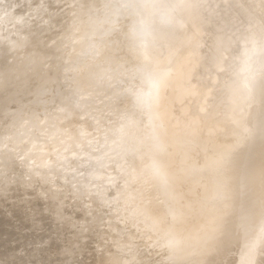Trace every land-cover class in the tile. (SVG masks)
<instances>
[{"label":"bare ground","instance_id":"obj_1","mask_svg":"<svg viewBox=\"0 0 264 264\" xmlns=\"http://www.w3.org/2000/svg\"><path fill=\"white\" fill-rule=\"evenodd\" d=\"M60 1H62V0H0V60L5 56V59L3 58V60H10L11 61V59H13L12 60V63H13V61L16 59L17 60V62L19 61L20 62V60H26L27 61V63H29L30 64V61H33V62H31V63H33V64H35L36 65V63L38 62H40V60H36V59H42L43 57L45 58V59H47L45 56H47L48 55V51H50L51 49H58L59 48V46H60V44H59V46L58 45H55L57 42V38L59 39V41H58V43H61L60 41L62 40V39H64L63 37L65 36L64 35V32L66 31V30H64L63 31V35L61 34L60 36L62 37V39H60L59 37H57V38H52L51 36H49L50 34H52V32H53V29L56 27V26H60L61 28L64 26L65 28L67 27V24H68V22H69V20H68V22L67 21H64V22H62L61 21V23L60 22H58L57 20H56V17H57V15H58V13L59 12H57V10H55V7H53L54 5H55V3H58V2H60ZM65 3H74V7L72 8V9H69L70 10V12H72L73 13V15H74V13L76 12V13H78L79 14V12H80V10H79V7H80V4L78 3V4H76L75 3V0H63ZM90 1V0H89ZM92 1V0H91ZM94 1V0H93ZM100 1V0H99ZM108 1V0H107ZM114 1V0H113ZM112 1V2H113ZM120 1V0H119ZM118 1V2H119ZM129 1V0H128ZM233 0H133V1H131V2H133V8L130 10V12L128 13V15H126V16H124V17H122L121 19H120V29L117 31V33L116 34H119L118 36H115V38H114V40H113V44H114V55L113 56H111L112 58H114V59H116V60H118V59H132L133 60V63L134 64H137V65H141V66H143L144 68H149V67H153L154 65H156V64H160V65H164L165 67H168V68H175L174 69V73L173 74H171V70L170 69H160V70H157V71H154L155 73V75H154V77L156 78V84H157V87H156V89L157 90H154V91H156V92H154L153 93V95L151 96V95H149L150 97H153L152 98V101L151 100H149V99H146V100H148V101H150V103H151V106H148L147 107V109L149 108V107H151L152 108V111H154V113L153 114H158V113H160L158 116L159 117H163L166 121H167V119H168V117H169V115H170V113H172L173 114V110H174V107H176V109L177 108H179V110L180 109H185V108H188L187 110H189V112H188V115L189 116H191V115H193L194 117H195V120L197 119L199 122V125H197V126H200V127H198L199 129H200V131H202V130H205V131H207L206 132V136H203V138H202V136H201V134H199L200 136H201V140H202V143H200L201 145H200V147L201 146H203L204 144V139H206L205 137H209V139L213 142V143H215V141H220L219 142V144H217L216 143V146H214V145H210V146H212V147H214V149H213V151L212 150H210L211 149V147H209V145L208 146H206V147H204L203 146V148L201 147H196V146H198L197 144L198 143H196V145H195V142H198L199 141V139H198V141H196L197 139H196V136H195V134H194V132L193 131H189V132H187L186 130H184V132L185 133H183V132H180L181 130L183 131V127L181 128V130L179 131L181 134L183 133V134H186V136H185V138H189L187 141L188 142H190V148H192L193 146L194 147H196V149H194L193 150V148H192V150H190L189 152L192 154V156H190V154H189V157H194V159H197V160H199V162L201 163V166L199 167L200 169H198V170H202L201 171V173H203L204 175H208L209 173H210V175H213L214 177H212V179L211 178H209L210 180H207L208 181V183H207V181H202V180H199V178L200 177H202V176H200L199 178L198 177H196V178H198L197 180H199V181H201V182H197V184H198V186H199V188L197 189L196 188V186H197V184H196V186H195V188L197 189V190H199V191H194L192 188H190V191L191 190H193L194 192H198V194L199 193H201L202 195H203V197L204 198H206V197H208L209 196V198L208 199H210V196L212 197V192H216V193H213V195L215 196V194H216V197L215 198H213L212 200H211V202L210 203H212V201H219V202H221L222 201V203H218L217 202V206L215 207V206H212L211 208H213V207H215V210H217L216 212H215V210H214V214L212 215V211H210L209 212V210H207L208 211V214L207 215H209V213L211 214L209 217L208 216H206L205 214H204V216H206V218L205 219H203V224H202V227L203 228H201L200 227V229L201 230H203V232L201 233V231H198L197 229H196V231H198L200 234H195L194 232H195V230H193V235L191 236L190 235V238L188 239V240H185V238L186 237H188V236H185V238L184 237H182V238H184L183 240H181L180 238V240H178L176 237H178L177 235H179L180 236V234H177V232L176 231H178L177 230V228H180L179 226L181 225V224H184V220H182V219H185V216L187 215V214H185V213H187V212H185L183 209L184 208H186L185 210H187L188 211V209H190V207H191V205H190V207L188 206V209H187V204L189 205L190 204V200H193V199H195V200H193V201H195V203H196V198L195 197H193V199H191L192 197L191 196H189L191 193H190V191L188 190V188L190 187V185H193V184H190L189 183V181H188V183H187V181L185 182L184 181V184H190L189 186H188V188H186V190H185V192L186 191H189V195L188 194H181L182 192V190H180V189H178L179 187V185H181V183H182V180H183V177H186L189 173V171H191L193 168H192V166L189 164V163H187V160H186V163H182V165H181V161L183 160V162H185V160L184 159H187V158H185L183 155H181V154H184V153H186V156H187V150H189V149H185L186 150V152H183L182 153V151L180 152L179 151V153H181L180 154V156L178 157V158H180L181 156H183V159H181V161H177L176 162V160H178V158H176V160H175V157H177L175 154H177L178 152V150H180L181 149V147L183 146V148L181 149V150H183L184 148H186L185 147V145H186V143H185V145H182V140H183V138H182V135L179 133V132H177V130H175V132H173V129L175 128H173L172 127V125H169V124H166L165 125V127L164 128H161V129H159L158 127L160 126H157V128H153L152 129V131L153 132H156L157 130L159 131H157L156 133H157V135L160 133L161 134V137H160V134H159V136H156V137H160L161 138V140H160V138H157L156 140H160V141H163V142H160L161 143V145H162V143H163V145L160 147V146H157L156 144H155V141H152V142H154V144L151 142V140H150V136H149V134H146L147 132H145V134H144V136L145 135H148L149 137V139L148 140H150V143H152L153 145L152 146H150V147H152V149H153V151H155L157 154H159V155H161V157L162 156H164L165 158H163L162 160H164V162L163 163H161V165H155V163H157V162H155V161H152V160H150V161H152V162H155V163H151V164H154L155 166H157L156 167V169H155V167H154V169H155V171L153 170V172L151 171V172H149V174H145V168L146 167H148V166H145V168H142L143 170H144V173H143V175H140V173L137 175V173H134V171H136V169L134 170V168L132 169V171L133 172H131V170L129 171L128 169L130 168V167H128V169H127V167H126V169H127V171H128V175H127V173H126V170L125 169H123L122 171H124V172H122L121 171V167L123 166V165H125L124 163V161H123V159H122V161L124 162H122L121 164H123L122 166H119L118 164H117V166H118V168L120 169V171L122 172V173H126V174H123V176L124 175H126V177H124V178H118V176H121V174L119 173L118 175H117V173L115 172V173H111L112 175L113 174H116L115 176L113 175V176H106L107 174H105V176H104V173H102V170H101V166L102 167H104V166H106L107 164L106 163H108V164H111L110 162H106L107 161V159L109 158L108 157V155L107 154H105L104 155V153H106V152H103V153H100V151H102V150H100L99 148V152H98V149H96L97 148V144L95 143L96 142V140L99 138L98 137V135H99V133L100 132H95V133H97L98 135L96 136V137H92V135H88V133H89V131H90V129H94V128H97V127H99V122L98 123H96V125L98 124V126L96 127V125H94V127L92 126V124L94 123V120L93 119H95V118H98V117H95V116H89L90 114H88V112H85V113H87V114H84V111L83 112H81V114H84L85 116V118H86V116L88 115V118L89 117H92V120H93V122L90 120V119H88V118H84V120L83 121H81L80 120V116H74V114L76 115V113H77V115L79 114L78 113V111H76V109H78L79 108V110H80V107H78L77 108V106H76V108H75V110H74V107L75 106H73V104H72V101L74 100V99H76V98H74L72 101H69L68 102V104L66 105L65 104V102H64V104L66 105V108H67V113L68 114H63L62 113V115H60L59 113H58V111H60V106L59 105H56V106H59V108H55L56 110H57V112H55L56 114L58 113L59 114V116L58 117H60L59 118V123H56L57 122V120L56 119H58V118H56L57 116H56V114L55 113H53V111L50 113V109L48 110L49 111V113L50 114H52L53 113V115L55 116V117H53V115H52V117L54 118V120H56L55 121V123H56V126L55 125H53V124H51L52 125V128H51V126L49 125V128H51L52 130H50L51 132H49L48 131V135H52L51 137H50V139L48 140V139H44L43 141H46L47 143L46 144H43V148L42 149H38V152L37 153H35L36 151H31V149H32V147L34 148V149H36V148H38V147H40L38 144H36V145H38V147L37 146H35V143H36V141L37 140H39L38 138L40 137H38V136H33V138L34 139H36V137H37V139H36V141L35 140H32V141H34V142H31V148H30V146H28L29 147V149H30V151L31 152H33V153H29V151H28V153H26L27 151H26V149L28 148H25L24 146H26L27 144V142L26 141H24V142H26V143H24L25 145L23 146L24 148H25V153H26V155H27V157H28V155H29V157L31 156V163L33 162L35 165L34 166H31L32 168L34 167V168H38L37 170H39L40 171V173H42L43 171L45 172V170H51L50 172H52V170L53 171H56L57 172V174H58V170H60L59 172H61V174L63 173V174H65L64 172H67L68 174H71L70 173V166H71V164L69 165V166H67V165H65V163H67L68 162V160L71 158V157H77V159L79 158V157H82L81 159H80V161H77L76 160V158H75V160L76 161H72V162H78L79 164H82V162H84V166L86 165V169H83L84 171H83V174L81 175V180L82 179H84L85 180V182L83 183V185L84 186H86L85 188H86V190H88L87 188H89V190H91V188L90 187H92V186H96V187H94V188H96V195H98V197L96 198V199H99V197H100V200H103V201H107L108 199L106 198V199H104V195H105V193L108 191V193H109V195L111 194V190H113V193H112V205H110V207H111V209L112 210H115V211H112L111 209V211L112 212H117L116 213V218H115V220H117V219H120L121 217L120 216H122L123 218H125V220L127 221H125L126 223H128L129 224V226H131V227H135L136 228V226L134 225V224H140L141 225V229H143V230H147V236L146 237H148L149 239V243L152 245V247H158V248H161V249H163V250H165V257H166V263L167 264H188V262L189 263H193V264H264V72L262 71V75L261 76H259V78L257 79V78H255V79H253L251 82H249L248 80V77H250L251 75L249 74V71L250 72H252L251 70H250V68L248 67V66H251L250 64H249V62H250V60H252V59H257L256 57H261V59L263 60L264 59V4L261 2L262 0H256V2L253 4V5H245V0H237V2H238V4H239V6H240V8H241V10H243V11H245L246 13H243V15L241 14V16L239 17V19H240V23L239 22H237L238 24L236 25L237 26V28L236 29H233V28H231V30L232 31H230L229 33H227V35L225 34V33H223L222 31H219V30H217V31H211V28H210V26L211 27H213V25H214V21H212V17L214 16V19L213 20H216L217 19V16L219 17V20H220V22H222V21H224V22H226L227 23V21H230L231 19L233 20L234 18H222V16L224 15V14H226V13H228V12H231V9H233V11H236L237 12V10H238V7H237V10L235 9L234 10V7H232V4H231V2H232ZM248 1V0H247ZM83 2H85V1H83ZM88 2V1H87ZM97 2V1H96ZM101 2V1H100ZM105 2V1H104ZM110 2V1H109ZM121 2H123V1H121ZM236 2V1H235ZM81 3H82V0H81ZM95 3V2H94ZM106 3V2H105ZM108 3V2H107ZM106 3V4H107ZM115 2H113V4H114ZM129 3V2H128ZM75 4H76V6H75ZM96 4V3H95ZM98 4H99V2H98ZM102 4V3H101ZM109 4H111V3H109ZM108 4V5H109ZM247 4V3H246ZM85 5V4H84ZM92 4H90V6H91ZM103 5H104V3H103ZM107 5V6H108ZM116 5V4H115ZM125 6H129V4L128 5H126V4H124ZM51 6V7H50ZM95 6V5H94ZM93 6V7H94ZM105 6V5H104ZM104 6H103V8H104ZM107 6H105V7H107ZM111 6V5H110ZM114 6V5H113ZM118 6V5H117ZM92 7V8H93ZM98 7H99V5H98ZM122 7V6H121ZM82 8V7H81ZM80 8V9H81ZM85 8H86V6H85ZM91 8V7H90ZM116 8V7H115ZM114 8V9H115ZM88 9V8H87ZM87 9H83V10H86L87 11ZM95 9V8H94ZM98 9V8H97ZM110 9V8H109ZM124 9V8H123ZM82 10V9H81ZM90 10V9H89ZM101 10V9H100ZM103 10V9H102ZM120 10H121V8H120ZM119 10V11H120ZM77 11H79V12H77ZM86 11H84V13L86 12ZM94 11V10H93ZM92 11V12H93ZM104 11V10H103ZM109 11V10H108ZM117 11H118V9H117ZM123 11V10H122ZM88 12V14H89V12L91 13V11H87ZM95 12L98 14V15H100L101 14V17H102V13H100L99 11V13L95 10ZM110 12H111V10H110ZM115 12V11H114ZM113 12V13H114ZM126 12V11H125ZM75 13V14H76ZM80 13H82V11L80 12ZM84 13H82V14H84ZM107 13V12H106ZM112 13V12H111ZM110 13V14H111ZM116 13V12H115ZM124 13V12H123ZM127 13V12H126ZM87 14V13H86ZM109 14V13H108ZM251 14V15H250ZM89 15H92V14H89ZM103 15H104V13H103ZM107 15V14H106ZM112 15V14H111ZM250 15V16H249ZM85 16H87V15H85ZM95 16V18H96V14L94 15ZM93 16V17H94ZM118 16V15H117ZM80 17H82V16H80ZM83 17H84V15H83ZM83 17H82V19H83ZM87 17H89V16H87ZM92 17V18H93ZM101 17H99V18H101ZM105 17V16H104ZM108 17V16H107ZM106 17V18H107ZM113 17H114V14H113ZM72 18V17H71ZM77 18V17H76ZM79 18V17H78ZM98 18V17H97ZM96 18V19H97ZM103 18V17H102ZM111 18H112V16H111ZM74 19V18H73ZM113 19H115V18H113ZM77 20V19H76ZM81 20V19H80ZM79 20V21H80ZM95 20V19H94ZM100 20V19H99ZM109 20H111V19H109ZM116 20V19H115ZM75 21V20H74ZM73 21V22H74ZM84 20H82V22H83ZM87 21H88V19H87ZM105 21H106V19H105ZM104 21V22H105ZM112 21V20H111ZM89 22H91V21H89ZM97 22H101V20L100 21H97ZM106 22H109V21H106ZM118 22V21H117ZM116 22V23H117ZM217 22H219V21H217ZM74 23H76V22H74ZM80 23H81V21H80ZM92 24H95V23H93V22H91ZM87 25H88V23H86ZM103 26H104V24H103V21H102V23H101ZM110 24H111V22H110ZM230 24V23H229ZM229 24L227 25V26H229ZM97 25V24H96ZM96 25H93L92 27H94V26H96ZM114 25V24H113ZM115 25H117V24H115ZM240 25V26H239ZM69 26H70V24H69ZM74 26H75V24H74ZM76 26H78V25H76ZM80 26V25H79ZM84 26V25H83ZM98 26V25H97ZM62 28V29H65V28ZM81 27V26H80ZM90 27V26H89ZM109 27V26H108ZM111 27V26H110ZM116 27H118V26H116ZM70 27H68V29H69ZM71 28L73 29V24H72V26H71ZM81 28H83V27H81ZM85 28V27H84ZM84 28H83V30H84ZM86 28H88V26L86 27ZM85 28V29H86ZM95 28V27H94ZM97 28V27H96ZM96 28H95V33H96ZM99 28V27H98ZM100 28H102V27H100ZM115 28V27H114ZM67 29V28H66ZM71 29V30H72ZM76 29H79V28H75V30ZM108 29V28H107ZM112 29V28H111ZM110 29V30H111ZM117 29V28H116ZM90 30V29H89ZM92 30V29H91ZM90 30V31H91ZM98 30H102V29H97V31ZM68 31V30H67ZM67 31H66V33H67ZM80 30H78V32H79ZM93 31V30H92ZM106 31V30H105ZM238 31V33H236ZM62 32V31H61ZM74 32V31H73ZM72 31H71V33H73ZM76 32V31H75ZM75 32H74V34H75ZM81 32H83V31H81ZM101 32V31H100ZM99 32V33H100ZM109 32H111V31H109ZM108 32V33H109ZM113 32V31H112ZM69 33V32H68ZM71 33H70V35H71ZM84 33V32H83ZM86 33V32H85ZM94 33V32H93ZM108 33H106V34H108ZM73 34V35H74ZM77 34H79V33H77ZM87 34H88V32H87ZM90 34H92V32L90 33ZM105 34V35H106ZM69 36V34H66V36ZM76 35V34H75ZM81 36H82V33L80 34ZM103 35V34H102ZM112 35V34H111ZM113 35H115L114 33H113ZM208 35H210V40H209V43H205L204 42V40L203 39H205V37L206 36H208ZM72 36V35H71ZM79 36V35H78ZM78 36H76V37H78ZM84 36H86V35H84ZM83 36V37H84ZM93 36V35H92ZM75 36L73 37L74 39H78V38H76ZM83 37L81 38V37H79V38H81L82 40H84L83 39ZM112 37V36H111ZM111 37H109V38H111ZM66 39L67 38H69V37H65ZM71 38L72 37H70V41H71ZM87 38V37H86ZM90 38V37H89ZM81 39H78V40H81ZM93 39V38H92ZM92 39H91V42H92ZM100 39H102V38H100ZM99 39V40H100ZM68 40V39H67ZM75 40V42H78V44H80L79 43V41H76ZM81 40V41H82ZM96 40V39H95ZM111 40V39H110ZM63 41H66L65 39L63 40ZM69 41V40H68ZM72 41H74V40H72ZM72 41H71V43H72ZM80 41V42H81ZM85 41V40H84ZM98 41V40H97ZM101 41V40H100ZM106 41H107V39H106ZM106 41H104V42H106ZM75 42H73V46H74V44H75ZM109 42V41H108ZM107 42V43H108ZM67 42H63V44H64V46H65V44H66ZM70 42H69V44H71ZM77 44V43H76ZM77 44V45H78ZM89 44V43H88ZM62 45V44H61ZM67 45V44H66ZM80 45H82V46H84L85 47V45L81 42V44ZM92 45V44H91ZM56 46V47H55ZM57 46H58V48H57ZM70 46V45H69ZM79 46V45H78ZM87 46V45H86ZM93 47H94V45H92ZM54 47V48H53ZM62 49H63V46H60ZM75 47V46H74ZM73 47V48H74ZM89 47H90V45H89ZM98 47V46H97ZM104 47V46H103ZM60 48V49H61ZM73 48H71L70 47V49H73ZM75 48H77V46L75 47ZM74 48V49H75ZM88 48V47H87ZM86 47H85V49H87ZM92 48V47H91ZM95 48V47H94ZM50 49V50H49ZM60 49H59V53H60ZM73 49V50H74ZM82 49H84V48H82ZM103 49V48H102ZM67 50V52L68 51H70V50H68V49H66ZM77 50V49H76ZM79 50V49H78ZM94 50V49H93ZM92 50V55L95 53L94 51ZM101 50V49H100ZM104 50V49H103ZM109 50V49H108ZM120 50H127V53L125 54V55H119L118 54V52L120 51ZM72 51V50H71ZM70 51V52H71ZM81 48H80V54H82L81 53ZM86 50H84V52H85ZM88 51V50H87ZM89 51H90V49H89ZM96 51V50H95ZM97 51H99V50H97ZM53 52V51H52ZM51 52V53H52ZM58 52V51H57ZM62 52H64V50H62ZM67 52H65V53H67ZM74 52H75V50H74ZM94 52V53H93ZM100 52V51H99ZM99 52H98V54H99ZM104 52H105V50H104ZM103 53V52H102ZM106 53V52H105ZM108 53V52H107ZM53 54H55V56H56V50H55V53L53 52ZM61 54V53H60ZM60 54H58V56H60ZM76 54H77V51H76ZM89 54H90V52H89ZM50 55V54H49ZM49 55H48V57H49ZM62 55V54H61ZM67 55V54H66ZM68 55H69V53H68ZM72 55V54H71ZM83 55H84V53H83ZM96 55H97V53H96ZM96 55H93V56H96ZM110 55V54H109ZM108 55V56H109ZM55 56H53L54 58H55ZM63 56V55H62ZM70 56V55H69ZM76 56V55H75ZM75 56L73 55V56H71V57H74L75 58ZM80 56V55H79ZM88 56V55H87ZM91 56V55H90ZM89 56V57H90ZM99 56V55H98ZM104 56V55H103ZM254 56V57H253ZM52 57V55L50 56V58ZM67 57V56H66ZM78 57V56H77ZM76 57V58H77ZM83 57H85V56H83ZM110 57V58H111ZM7 58V59H6ZM44 58L42 59V60H44ZM68 58V57H67ZM74 58H72V59H74ZM107 58H109V57H107ZM106 58V59H107ZM109 58V59H110ZM49 59V58H48ZM57 59V58H56ZM58 59H60V58H58ZM57 59V60H58ZM64 59L65 60H67L66 58H65V55H64ZM69 59V58H68ZM71 58L69 59L70 61L72 60ZM78 59L79 58H77V61H78ZM83 59V58H82ZM81 59V60H82ZM87 59H88V57H87ZM100 59V58H99ZM98 59V60H99ZM105 59V58H104ZM122 59V60H123ZM261 59L259 60V61H261ZM16 60H15V62H16ZM37 61V62H34V61ZM41 60V61H42ZM51 60V59H50ZM55 60V59H54ZM65 60H63V61H65ZM80 60V59H79ZM86 60V59H85ZM95 60V59H94ZM102 60V59H101ZM10 61H7V62H10ZM29 61V62H28ZM62 61V62H63ZM73 61V60H72ZM72 61L71 62H69V63H72ZM76 61V62H77ZM90 61V60H89ZM92 61V60H91ZM105 61V60H104ZM113 61V60H112ZM3 62V61H2ZM24 62V61H23ZM23 62H22V65H23ZM44 62H46V60L44 61ZM43 62V63H44ZM50 62V61H49ZM48 62V65H50V63L51 62H53V60H51V62L49 63ZM56 62V61H55ZM54 62V64H56ZM60 63V65H62L63 63L65 64V62H60V61H57V63ZM74 62V61H73ZM120 62V61H119ZM252 62H255V61H251V63ZM264 62V61H263ZM263 62H261V64L263 63ZM1 63V62H0ZM4 63H6V62H4ZM21 63V62H20ZM42 63V62H41ZM47 63V62H46ZM45 63V65H47ZM62 63V64H61ZM81 63V62H80ZM83 63V62H82ZM89 63V62H88ZM92 63V62H91ZM94 63V62H93ZM96 63V62H95ZM98 63V62H97ZM105 63V62H104ZM116 63V62H115ZM115 63H114V65H115ZM259 63V62H258ZM7 64H10V63H7ZM19 64V63H18ZM18 64H11L12 65V68H13V66H14V68H13V71H14V69H16L15 71H17V70H21V75H23V76H25V73H27L28 74V72L29 73H33L31 70H33V71H35L36 69H37V67L39 66L41 69H42V67H44V64H43V66L41 65V64H39V65H37V67L35 68V70L34 69H30V71L28 70V72H22V70L23 69H20V68H18V66L20 65H18ZM67 64H68V60H67ZM73 64V63H72ZM72 64H69L70 65V69L72 70ZM78 64V63H77ZM87 64V63H86ZM100 63H98V65H99ZM106 64H108V63H106ZM118 63H116V65H117ZM120 64L121 63H119V68H120ZM257 64V63H256ZM260 64V63H259ZM16 65H18L17 67H15ZM35 65H33V68L35 67ZM52 65V64H51ZM68 65V66H69ZM79 65H82V64H79ZM90 65H92V64H90ZM94 65H96V64H94ZM100 65H102V64H100ZM104 65V64H103ZM109 65V64H108ZM107 65V67H106V65L105 66H102L101 68H100V70H98V71H101V69L102 70H104L105 72H108V71H110V72H112V68H110L109 66ZM111 65H112V63H111ZM110 65V66H111ZM115 65V66H116ZM5 66V65H4ZM3 66V67H4ZM8 66V65H7ZM24 67L26 66V63H24V65H23ZM29 66V65H28ZM42 66V67H41ZM56 66H57V64H56ZM55 65L53 66V67H55V68H57ZM64 66V65H63ZM66 66V65H65ZM64 66V67H65ZM89 68H90V66L89 65H87ZM135 66V65H134ZM163 66V67H164ZM259 66H261V65H259ZM10 67V66H9ZM8 67V68H9ZM20 67H21V65H20ZM27 67V66H26ZM32 66H31V64H30V67L29 68H31ZM38 67V68H39ZM46 67V66H45ZM44 67V68H45ZM97 67V66H96ZM109 67V68H108ZM117 67V66H116ZM156 67H158L157 65H156ZM2 68V67H1ZM5 68V67H4ZM7 68V67H6ZM7 68V69H8ZM11 68V67H10ZM9 68V69H10ZM11 68V69H12ZM22 68V67H21ZM46 68H48V69H51V68H49V66H47ZM44 69V70H47V72H48V69ZM61 67L59 66L58 67V69H60ZM65 68H67V67H65ZM79 68V67H78ZM77 68V69H78ZM83 68V67H82ZM85 68V67H84ZM89 68H87V69H89ZM98 68V69H99ZM132 68H133V66H132ZM135 68V67H134ZM138 68V67H137ZM155 68V67H154ZM249 68V69H248ZM253 68V67H252ZM251 68V69H252ZM255 68H257V66L255 67ZM261 68H263V67H261ZM6 69V70H7ZM27 69L28 68H26V70L25 71H27ZM69 69V68H68ZM73 69H75L74 67H73ZM86 69V68H85ZM92 69V68H91ZM94 69V68H93ZM97 69V68H96ZM123 69V68H122ZM136 69V68H135ZM0 70H2V69H0ZM38 70V69H37ZM36 70V71H37ZM43 70V69H42ZM52 70V69H51ZM53 70H54V68H53ZM53 70L52 71H49V73H47L46 72V74H49L48 76H50V72H51V74H53L52 72H53ZM56 71H57V69H55ZM66 70V72L68 71L67 69H65ZM65 70L63 71L64 72V74H65ZM76 70V69H75ZM124 70H125V68H124ZM152 70V69H151ZM170 70V71H169ZM253 70V69H252ZM258 70V69H257ZM263 70V69H262ZM3 71H4V69H3ZM11 71V70H10ZM35 71V72H36ZM79 71V70H78ZM77 71V72H78ZM83 72H84V70H82ZM95 71V70H94ZM114 72H116V74H117V71H115V69L113 70ZM140 71V70H139ZM7 72V71H6ZM19 72V71H18ZM59 74L60 73H62V72H59V70L57 71ZM56 72V73H57ZM73 72V71H72ZM72 72L71 71H69V73H71L72 74ZM76 72V71H75ZM83 72H81L82 74H83ZM85 72H87L86 70H85ZM121 72V71H120ZM126 72V71H125ZM129 73H130V71H128ZM254 72H257V71H254ZM1 71H0V78H2V77H5L4 76V74H3V76H1ZM3 73H5V72H3ZM12 73V72H11ZM15 73V72H14ZM13 73V74H14ZM24 73V74H23ZM41 73V71H40V69H39V74ZM54 73H55V71H54ZM68 73V72H67ZM99 73V72H98ZM104 73V72H103ZM123 73H124V71H123ZM147 73V72H146ZM148 73H150L149 71H148ZM152 73V72H151ZM259 73H260V69H259ZM259 73H257V75L259 74ZM6 74H8V73H6ZM5 74V75H6ZM13 74H11V76H10V74H8L7 75V77H11L12 78V76H13ZM19 74V73H18ZM18 74H16L17 75V78H21V77H23V76H20L19 75V77H18ZM34 74V73H33ZM38 74V73H37ZM36 74V75H37ZM59 74H55V77H58V79H62V78H64V77H62V76H60V78H59ZM63 74V73H62ZM74 74H76V73H74ZM79 74H80V71H79ZM90 74V73H89ZM92 74H93V71H92ZM100 74V73H99ZM101 74H102V72H101ZM120 74V73H119ZM131 74V73H130ZM248 74L250 75V76H248ZM254 74H256V73H254ZM254 74H252V75H254ZM15 74H14V76H16ZM43 75L44 76H47V75H45L44 74V71H43ZM68 75L69 74H67V78H70L71 80H72V78H71V76H69L68 77ZM94 75H96L95 73H94ZM94 75H91V76H89L90 78H88V79H91V81H93L94 82V80L95 79H97V77L96 76H94ZM102 75H104L105 76V74H102ZM127 75V74H126ZM126 75H124V76H126ZM134 75V74H133ZM149 75V74H148ZM34 76H35V74H34ZM32 77V78H30L31 77V75H30V77H28V79L26 78H19L21 81H19V83L17 84V82H11L12 80H14V79H16L15 81H18V79L17 78H14V79H11V78H8L9 79V83L11 82V83H14V84H12L11 85V83L9 84L8 83V85H7V83L5 84H2L1 82L3 81V80H5V81H3V82H6V77L3 79V80H1L0 81V83L2 84V86L3 85H5L2 89H4L5 91H6V94H5V92H4V90L3 91H1L2 93H0V115L2 116L1 117V119L3 118V117H5L4 119L6 120H4L5 121V124H6V122H8L7 120H9L10 122H11V124L12 125H14L15 126V129L17 130L18 128V126H19V130L21 131L22 130V128L23 127H25V125L22 127V125H21V123H22V121H23V117H26V110L25 111H23L24 113H25V116H22V114H23V112H22V114H20V112L22 111V110H24V108H30V107H32V106H34L36 109H37V107H38V111H39V109L40 110H43V109H41V107H43V103L41 102V97H39V93L41 92V88H44V87H42L43 86V80L44 81H46L45 79H47L48 77H44L42 80H40L38 77ZM51 76H53V75H51ZM77 76V75H76ZM79 76V75H78ZM86 76H87V74H86ZM109 76H110V74H109ZM112 76V75H111ZM113 76H114V74H113ZM139 76V75H138ZM41 77H43L42 76V74H41ZM54 77V78H55ZM62 77V78H61ZM82 77V76H81ZM80 77V78H81ZM105 77H107V75L105 76ZM116 77V76H115ZM119 77V76H118ZM131 77V76H130ZM146 78H147V76H145ZM152 77H153V75H152ZM152 77H149V78H152ZM153 77V79L151 80V81H153L155 78ZM254 77V76H253ZM256 77V76H255ZM35 78H38L39 79V81H42V85L41 84H38V79H37V81H35L34 79ZM76 78H78V77H76ZM78 78L79 80H82V81H84V83L86 82V79L85 78ZM99 78L100 77H98V79L97 80H95V81H99ZM103 78V77H102ZM108 78V77H107ZM114 78V77H113ZM117 78V77H116ZM116 78H114V79H116ZM134 78V77H133ZM133 78H131V80L133 79ZM250 78H252V77H250ZM66 79V78H65ZM65 79H63V80H65ZM75 79V78H74ZM101 79V78H100ZM111 79V78H110ZM110 79H109V81H110ZM118 79V78H117ZM119 79H121V78H119ZM129 80H130V78H128ZM128 79H127V81H128ZM136 79H138L139 80V78H136ZM141 79V78H140ZM33 80L35 81V82H33ZM51 80V83L53 82L52 80H53V77L51 78V79H49V81ZM76 80V79H75ZM78 80V81H79ZM124 80H126V79H124ZM47 81H48V79H47ZM49 81H48V83H49ZM56 82L55 83H57V84H60L59 83V81L57 82V80H55ZM74 81V80H73ZM82 81H79L80 82V84H82ZM87 81H89V80H87ZM105 81V80H104ZM103 81V82H104ZM116 81V80H115ZM118 81V80H117ZM147 81V80H146ZM155 81V80H154ZM170 81H172V83L175 85V86H177V92H174L175 94H174V96L172 95L173 93H172V91H171V97L173 96V102L174 103H176V102H178V101H180V100H182V102L180 103V102H178L179 103V105L178 106H176V104H178V103H176V104H174L173 106V109H167L166 107H168V106H170L169 104H171V102L172 101H170L169 102V104H168V102H167V104H168V106L167 105H165L166 104V102H165V98H166V92H168V91H166V92H164L165 91V88H166V86L170 83ZM36 82H37V84H36ZM60 82H61V80H60ZM62 82H64V81H62ZM62 82H61V85H62ZM65 82H66V80H65ZM67 82L69 83V80H67ZM67 82H66V84H67ZM72 82V81H71ZM92 82V83H93ZM100 82V81H99ZM98 82V83H99ZM112 82H114V81H112ZM121 82V81H120ZM126 82V81H125ZM130 82V81H129ZM148 82H149V80H148ZM16 83V84H15ZM48 83L46 82V85H44L45 87H47L48 86ZM50 83V84H51ZM73 84H74V82H72ZM83 83V84H84ZM95 83V82H94ZM115 83H118V82H115ZM138 83H139V81H138ZM137 83V84H138ZM145 83V82H144ZM147 83V82H146ZM0 84V85H1ZM45 84V83H44ZM65 84V85H66ZM73 84H71L70 83V85H73ZM80 84L78 83V85H79V88H81L80 87ZM83 84H82V86H83ZM100 85H102L101 83H99ZM105 84H107L108 85V83H107V81H106V83H104L103 85L105 86ZM113 84V83H112ZM112 84L111 85H108V86H112ZM119 84V83H118ZM118 84H116V87H117V85ZM155 84V85H156ZM53 85V84H52ZM69 84H68V86H70ZM98 85V84H97ZM114 85V84H113ZM120 85H122V84H120ZM140 85V84H139ZM145 85V84H144ZM153 85V84H152ZM173 85V86H174ZM55 86V85H54ZM58 86V85H57ZM60 86V85H59ZM62 86H64V85H62ZM62 86H60V87H62ZM68 86H66V87H68ZM87 86H88V84H87ZM89 86H91V84L89 85ZM94 86V85H93ZM115 86V85H114ZM114 86H112V87H114ZM124 86V85H123ZM136 86H138V85H136ZM141 86H142V84H141ZM151 84L149 85V88H151L152 89V87L153 86H151ZM53 87V86H52ZM65 87V86H64ZM75 87V86H74ZM85 87V86H84ZM96 87H98V86H96ZM99 87H101V86H99ZM106 87V86H105ZM111 87V88H112ZM126 87V86H125ZM135 87V86H134ZM133 86H131V88H134ZM144 89L146 88V87H144V86H142ZM148 87V86H147ZM155 87V86H154ZM153 87V88H154ZM169 87V86H168ZM48 88V87H47ZM68 88H70V87H68ZM71 88H73V86L71 87ZM77 88V87H76ZM76 88H75V90H76ZM87 88V87H86ZM103 88V87H102ZM120 88H121V86H120ZM124 88V87H123ZM136 88V87H135ZM134 88V89H135ZM141 88V87H140ZM52 89V92H55V91H53V89L54 88H51ZM61 89V88H60ZM60 89H59V91H60ZM96 89V88H95ZM101 89V88H100ZM99 89V90H100ZM104 89H106V88H104ZM103 89V90H104ZM125 89V88H124ZM127 89H129V87H127ZM133 89V90H134ZM142 89V88H141ZM140 89V90H141ZM150 89V90H151ZM169 89V88H168ZM172 89V88H171ZM1 90V89H0ZM45 90H46V88H45ZM48 90H50L49 88H48ZM54 90H57L58 91V88L56 89H54ZM70 90H72V89H70ZM74 90V89H73ZM72 90V91H73ZM85 90V89H84ZM88 90V89H87ZM90 90H91V87H90ZM102 90V89H101ZM96 91L95 93H97V95H99L102 91ZM110 91L112 90V89H109ZM126 90V89H125ZM124 90V93H126V91ZM136 90H137V88H136ZM135 90V91H136ZM136 91V92H140V93H142V90L141 91ZM145 90H147V89H145ZM170 90V89H169ZM175 90V89H174ZM67 91V90H66ZM79 92L80 91V89L79 90H76V92ZM105 91V90H104ZM103 91V93H104V96H105V92H108V89L104 92ZM110 91H109V93H110ZM114 91V90H113ZM117 91L118 92H120V89L119 90H117L116 89V92H114V95L117 93ZM135 91H132V92H135ZM152 91H153V89H152ZM176 91V90H175ZM42 92H44V90L42 91ZM47 92V91H46ZM70 92V91H69ZM68 92V93H69ZM75 94H76V92L75 91H73ZM72 92V93H73ZM77 92V93H78ZM85 92V91H84ZM83 92V93H84ZM91 92H93V91H91ZM90 92V93H91ZM98 92H100L99 94H98ZM121 92H122V90H121ZM143 92H145V91H143ZM33 93H38L37 94V96H38V99L37 100H39V98H40V101H38V102H34V100H32L31 99V97H28V96H30V94H33ZM47 93H49V94H55L56 95V93H50V91L49 92H47ZM61 93H65V89H63V92H61ZM61 93H59L60 94V96H61ZM80 93V92H79ZM82 93V92H81ZM89 93V92H88ZM112 93V92H111ZM111 93H110V95H111ZM128 93V92H127ZM129 93H131L130 92V90H129ZM140 93H138V94H140ZM146 93V92H145ZM147 93H151V92H147ZM168 93H170V92H168ZM5 96H4V95ZM41 94V93H40ZM48 94V95H49ZM85 94V93H84ZM83 94V95H84ZM93 94V93H92ZM92 94H90V95H92ZM102 94V93H101ZM113 94V93H112ZM122 95H123V93H121ZM133 94V93H132ZM136 94V93H135ZM166 94V95H165ZM34 95V94H33ZM33 95H31V96H33ZM54 95V96H55ZM69 95H70V100H71V96L73 95V96H75L74 94H70L69 93ZM69 95L67 96L66 95V97H69ZM77 95V94H76ZM87 95V92H86V94L84 95V96H86ZM97 95H95L96 96V98H97ZM110 95H107V96H109L110 97ZM120 95V94H119ZM119 95H117V97H119ZM122 95H120L121 96V98H122ZM129 95V97L131 96V94H127V96ZM35 96V95H34ZM41 96H43V95H41ZM44 96H45V94H44ZM50 96V95H49ZM57 96V95H56ZM59 96V95H58ZM79 95H77V97H78ZM84 96L83 97H79V98H83V99H85L84 98ZM88 96V95H87ZM93 96H94V94H93ZM103 96V97H104ZM106 96V97H107ZM113 96V95H112ZM124 96H126L125 94H124ZM136 96H137V94H136ZM148 96V97H149ZM169 97H170V95H168ZM36 97V96H35ZM46 97V96H45ZM48 97V96H47ZM46 97V98H47ZM66 97H64V100L66 99L67 100V98ZM92 97V96H91ZM90 97V98H91ZM102 96L100 95V97H99V99L101 98ZM106 97H104V98H106ZM116 97V96H115ZM142 97V96H141ZM141 97H139V99H141ZM143 97H147V95L146 96H144L143 95ZM143 97H142V99H143ZM149 97V98H150ZM169 97H167V101H168V98ZM33 98V97H32ZM43 98V97H42ZM52 98H53V96H52ZM57 98H59V97H57ZM88 99H89V96L87 97ZM95 98V97H94ZM93 98V99H94ZM95 98V99H96ZM103 98V99H104ZM110 98H112V97H110ZM132 96L130 97V99H131V102H133V100L136 98H134L133 100H132ZM28 99H31L33 102H31V101H29ZM35 100H36V98H34ZM45 99V98H44ZM49 98H47V100H48ZM50 99H51V97H50ZM50 99H49V101H50ZM54 99V98H53ZM55 99H56V97H55ZM62 99V98H61ZM78 99V98H77ZM98 99V98H97ZM112 99H115V98H112ZM112 99H110V100H112ZM120 99V98H119ZM130 99L128 98V100H127V98H126V100L127 101H129V102H125V105H124V109H125V106H126V103H130V105H129V107H131V105H132V103L130 102ZM151 99V98H150ZM172 99V98H171ZM36 100V101H37ZM63 100V99H62ZM65 100V101H66ZM80 100H82V99H80ZM86 100V99H85ZM84 100V103L86 102V101H88V100H86L85 101ZM102 100V98L100 99V101ZM105 100V99H104ZM103 100V101H104ZM106 100H109V98L107 99L106 98ZM104 101V103H107V101ZM109 100V101H110ZM122 100H123V98H122ZM136 100V99H135ZM144 100V99H143ZM44 103L46 102V101H44V100H42ZM51 101H52V99H51ZM79 101V100H78ZM109 101H108V104H109ZM112 101H114V100H112ZM120 101V100H119ZM138 101V100H137ZM136 101V102H137ZM140 101V100H139ZM147 101V102H148ZM63 101H61L60 103H62ZM83 102V101H82ZM90 102V104H91V102H92V100L91 101H89ZM147 102L144 100V103H142V102H139L140 104H141V106L143 105V104H147ZM42 103V104H41ZM53 103H54V101H53ZM59 103V104H60ZM76 103H80V101L79 102H77L76 101ZM87 103V102H86ZM93 103V102H92ZM110 103H112V102H110ZM134 103V102H133ZM139 103L137 104V106L139 105ZM149 103V102H148ZM150 103H149V105H150ZM47 104V103H46ZM51 104V103H50ZM64 104H61V105H64ZM89 104V103H88ZM87 104V105H88ZM101 104H103V103H101ZM124 104V103H123ZM136 104V103H135ZM134 104V105H135ZM80 105H82V103L80 104ZM79 105V106H80ZM84 105V104H83ZM82 105V106H83ZM86 105V104H85ZM106 105V104H105ZM113 105V104H112ZM121 106H122V109H123V105L122 104H120ZM133 105V106H134ZM39 106H40V108H39ZM81 106V107H82ZM101 106H103V105H101ZM107 106L108 105H106V107H100V109H103V108H107ZM110 106V105H109ZM132 106V107H133ZM137 106H135L136 107V110H137V108H139V107H137ZM140 106V107H141ZM145 106V105H144ZM143 106V107H144ZM47 107V106H46ZM52 107V106H51ZM63 107H65V106H63ZM83 107H85V106H83ZM88 107H89V105H88ZM93 107V106H92ZM117 108H118V106H116ZM127 107V106H126ZM128 107V108H129ZM34 108V110H35V112H36V109ZM44 108H45V106H44ZM90 108L91 107H89L88 108V110L90 111ZM110 107H108V109H109ZM112 108V107H111ZM119 108H121V107H119ZM128 108H126V109H128ZM142 108V107H141ZM138 109V110H142V109ZM151 108H149V109H151ZM171 108V107H170ZM31 109V108H30ZM52 110H54V108H51ZM59 109V110H58ZM108 109H106V110H108ZM121 109V110H122ZM132 109V108H131ZM130 108L128 109V110H131ZM148 109V111H151V110H149ZM29 110V109H28ZM27 110V111H28ZM46 110V112H48ZM61 110H63V108H61ZM65 110V109H64ZM81 110H83V108L81 109ZM87 110V111H88ZM110 110V109H109ZM117 110H119V109H117ZM120 110V112L119 113H122V111H124V110H122L121 111ZM133 110V109H132ZM170 110H172V111H170ZM33 111V110H32ZM31 111V112H32ZM44 111H45V109H44ZM43 111V113L42 112H40L41 114H44V116H45V113L46 112H44ZM74 112V114L72 115V113L70 114L69 112ZM85 111H86V108H85ZM97 111H99L100 112V110H96V114H97ZM102 111V110H101ZM104 111H105V109H104ZM126 111L127 110H125L124 112L126 113ZM133 111H135V110H133ZM147 111V112H148ZM151 111V112H152ZM178 111V110H177ZM61 112V111H60ZM76 112V113H75ZM103 112V111H102ZM137 112V111H136ZM136 112L135 113H132V111H131V114H136ZM144 110H143V113H141V111H139L137 114H136V116L138 115H140L139 113H141L142 115V117H144L145 116V114H146V112H145V114H144ZM150 112V113H151ZM183 112V111H182ZM184 112H186V111H184ZM183 112V113H184ZM27 113H29V112H27ZM32 113H34V112H32ZM32 113H29L28 115H30V114H32ZM49 113H47V114H49ZM101 113V112H100ZM99 113V114H100ZM112 113H113V111H112ZM176 113L177 112H175L174 113V115H176ZM35 114V113H34ZM39 113H37V117H36V119L34 120V116L33 115H31V116H29L28 117V115H27V117L26 118H30V117H34V118H30L28 121H29V123H32L33 121H36V120H38L39 118H42L43 116H41L40 114L38 115ZM96 114H94V115H96ZM115 114V113H114ZM126 114H129V112L128 113H126ZM152 114V115H153ZM171 114V115H172ZM179 114H180V112H179ZM80 115V114H79ZM121 115H123V117L124 118H122V119H124V120H126L129 116L128 115H126V116H128L127 118L124 116V114H121ZM121 115L119 114V116H117V117H119V119H120V117H121ZM144 115V116H143ZM147 115H148V113H147ZM155 115H153L154 116V118L156 119L157 118V115H156V117H155ZM173 115V116H174ZM183 115V114H182ZM181 115V116H182ZM185 116H184V118H189V116H187V114H184ZM39 116V117H38ZM47 116H50V115H46L45 116V118L47 117ZM97 116V115H96ZM113 116V115H112ZM135 116V115H134ZM133 116V117H134ZM135 116V117H136ZM137 116V117H138ZM149 116V115H148ZM148 116H146V117H148ZM152 116V117H153ZM51 116L48 118V119H53ZM82 117V116H81ZM150 117V116H149ZM148 117V119H150ZM158 117V118H159ZM161 117V118H162ZM175 117V116H174ZM179 116H177V118H178ZM183 117V116H182ZM182 117H180L179 119H181ZM25 118V119H26ZM44 118V117H43ZM42 118V119H43ZM45 118L42 120V121H40V120H38L39 121V123H37L36 125L38 126V124L40 125H42V122L43 121H45ZM56 118V119H55ZM130 118L132 119V116H130ZM140 118V117H139ZM145 118V117H144ZM143 118V119H144ZM171 118H172V116H171ZM170 117H169V120H168V122L170 121V119H171ZM0 119V120H1ZM25 119H24V122H25V124H28V125H26L27 127L28 126H31V124L29 125V123H28V121H25ZM47 119V120H48ZM51 119L49 120V121H51ZM118 119V118H117ZM119 119L117 120L118 122H119ZM122 119H121V123H122ZM129 119V118H128ZM127 119V120H128ZM136 119V121L138 120V118H135ZM143 119L142 118H140L139 120L141 121L142 120V122H143ZM160 119V118H159ZM174 119V118H173ZM27 120V119H26ZM47 120H46V122H47ZM54 120H53V122H54ZM97 119H95V121H96ZM112 120H113V118H112ZM124 120H123V125H124ZM163 120V119H162ZM174 120H177L178 121V119H174ZM183 120V119H182ZM196 120V121H197ZM2 121V123L4 124V121L3 120H1ZM98 121V120H97ZM133 123H135L133 120H131ZM131 121H130V123H131ZM140 121H138V122H136L135 124H137V123H139ZM146 121V120H145ZM144 121V122H145ZM147 121H150V120H147ZM165 121V122H166ZM189 121H191V119H189ZM37 122V121H36ZM35 122V123H36ZM41 122V123H40ZM44 122L45 124H43L44 126L47 124V123H49V122ZM115 122H116V119H115ZM118 122H116L117 124H118ZM142 122H141V124H142ZM151 123L153 122L152 121V118H151V121H150ZM150 122H147V123H150ZM154 122L157 124V122L154 120ZM154 122L151 124V126L153 125L154 126ZM160 122V121H159ZM164 122V120L162 121V123ZM176 122V121H175ZM179 122V121H178ZM177 122V123H178ZM180 122H181V120H180ZM183 122V121H182ZM186 122V121H185ZM184 122V123H185ZM2 123H0V125H3ZM34 123V122H33ZM33 123H32V125H33ZM94 123V124H95ZM120 123V124H121ZM130 123H128V121L125 123V125H127V124H130ZM161 123V122H160ZM159 123V124H160ZM161 123V124H162ZM167 123V122H166ZM171 123V122H170ZM193 123V125H195L197 122H195V124H194V122H192ZM5 124H4V126H5ZM10 124V123H9ZM8 123L6 124L7 126L9 125ZM10 124V125H11ZM58 124V125H57ZM102 124H105V123H102ZM101 124V125H102ZM111 124V123H110ZM116 124V125H117ZM119 124V125H120ZM121 124V125H122ZM140 124V123H139ZM141 124L140 125H138V126H141ZM145 124V123H144ZM143 124V125H144ZM183 124V123H182ZM186 125H187V123H185ZM189 124H191V122L189 123ZM9 125V126H10ZM35 125V126H36ZM40 125V126H41ZM108 124H105V126H107ZM124 125V126H125ZM131 125V124H130ZM134 125V124H133ZM135 126L136 128L138 127V126ZM148 125H150V124H148ZM163 125H164V123H163ZM173 125H176L175 123H173ZM192 125V126H193ZM4 126H2V127H4ZM4 127V129H9L8 127ZM14 126H12L13 128H14ZM39 126V127H40ZM43 126V127H44ZM53 126H55V127H53ZM102 126H104V125H102ZM102 126H100V128L99 129H103V128H101ZM110 126H112V124L110 125ZM109 126V127H110ZM118 126V125H117ZM129 126V125H128ZM151 126H149V127H151ZM156 126V125H155ZM154 126V127H155ZM162 126V125H161ZM180 125L178 124V127H179ZM184 126V125H183ZM191 126V125H190ZM192 126H191V128H192ZM196 125L194 126V128H195V130H196V127H197ZM20 127H22L21 129H20ZM26 127V129H27V131H26V133L24 132L23 133V131H24V129L25 128H23V130L20 132L19 130L17 131L18 133L16 134V135H21V133H23L24 135L25 134H30L29 133V131H28V129L30 128H27ZM34 127V126H33ZM42 127V126H41ZM130 127V126H129ZM132 127V126H131ZM130 127V128H131ZM146 127V126H145ZM177 127V126H176ZM187 127H189V125L187 126ZM186 127V128H187ZM12 128V130H15V129H13ZM32 128V127H31ZM30 128V129H31ZM36 128V127H35ZM46 128L48 129V126H45V130H46ZM111 128V127H110ZM109 128V129H110ZM113 128H114V126H113ZM113 128H111V129H113ZM116 128V130H117V127H115ZM118 128H120V126H118ZM121 128H123V126L121 127ZM125 128H127V127H125ZM124 128V129H125ZM130 128H128V129H130ZM135 128V129H136ZM147 129L145 130V131H149V129H148V126L146 127ZM186 128H184V129H186ZM197 128V129H198ZM3 129V128H2ZM2 129L0 130L1 131V133H3V131H2ZM11 129V128H10ZM10 129H9V131H10ZM42 129H44V128H42ZM105 129H107L108 130V126H107V128H105ZM110 129V130H111ZM124 129H123V132H122V129L121 130H117V131H114L115 129H113L112 130V132L110 131V130H108V131H110L109 133H113V136H117V137H114L115 139V141H117V139L118 138H121L123 135H125V131H124ZM134 129V128H133ZM139 129V128H138ZM136 129L137 131H141V132H143L141 129ZM145 129V128H144ZM189 129V128H188ZM7 130L5 131L6 132V135H7ZM10 131V132H12L13 133V131ZM15 130V131H16ZM32 130V129H31ZM34 130V129H33ZM33 130L31 131V133L33 132ZM37 130V132H38V128L36 129ZM44 130V131H45ZM107 130H105V132L107 131ZM135 130V131H136ZM178 130H179V128H178ZM191 130V129H190ZM35 131V130H34ZM41 130L39 129V135L41 134V138H42V134H43V130L40 132ZM47 131V130H46ZM107 131V132H108ZM119 131H121V133H124L123 135H121L120 136V134L119 135H115V134H117ZM128 131V130H127ZM126 131V132H127ZM129 131H133L132 130V128H131V130H129ZM137 131H136V133H137ZM150 131H151V129H150ZM149 131V132H150ZM151 131V132H152ZM205 131H203V132H205ZM4 132V133H5ZM10 132L8 133V134H10ZM20 132V133H19ZM117 132V133H116ZM130 132V133H131ZM148 132V133H149ZM152 132V133H153ZM177 132V133H176ZM33 133H36V131L35 132H33ZM32 133V134H33ZM94 133V132H93ZM104 133V131L102 132V135L103 136H105V134H103ZM133 133V132H132ZM132 133L130 134V135H128L127 133V136L126 137H128V136H130V139H131V135H132ZM135 132H134V134H136ZM140 133V132H139ZM152 133H151V135H152ZM199 133H202V132H199ZM44 134L45 135H43L44 137L45 136H47L46 134L47 133H45L44 132ZM108 133H106V137L107 136H109V135H111V134H109V135H107ZM143 134V133H142ZM208 134V135H207ZM3 135V134H2ZM0 136L1 137V139H2V137L3 136ZM11 135H13V134H11ZM24 135H21L22 137H24ZM96 135V134H95ZM101 135V133H100V136H102ZM141 135V133L139 134V136ZM199 135L197 136V138H199ZM203 135H204V133H203ZM5 136V135H4ZM14 136V135H13ZM18 136V137H19ZM21 136L19 137V139L21 138ZM26 136V135H25ZM29 136H31V135H29ZM28 136V137H29ZM94 136V135H93ZM112 136V135H111ZM113 136H112V138H113ZM120 136V137H119ZM136 136H137V138H138V135L136 134ZM143 136V135H142ZM152 136H154V134L152 135ZM152 136H151V139H153L152 138ZM18 137H16V142L15 143H17V144H21V143H19V142H21V139L19 140V141H17V139H18ZM43 137V138H44ZM48 137V136H47ZM98 137V138H97ZM124 137V136H123ZM184 137V136H183ZM32 138V139H33ZM125 138V137H124ZM129 138V137H128ZM133 138H136L135 137V135H134V137ZM132 138V139H133ZM140 138V137H139ZM142 138V137H141ZM145 138V137H144ZM143 138V140L145 141V139ZM146 138H147V136H146ZM155 138V137H154ZM0 139V140H1ZM5 138L3 137V140H4ZM11 140H9L10 142L12 141V142H14L13 140L15 139V137H13V138H10ZM30 139H31V137H30ZM100 139L101 138H99V141H100ZM104 141H105V137H103L102 138ZM111 139V138H110ZM131 139V140H132ZM8 140V139H7ZM25 140V139H24ZM26 140H28V145H29V139H26ZM106 140H107V138H106ZM111 140H113V139H111ZM113 140V141H114ZM123 140V139H122ZM126 141L128 140V139H125ZM125 140H123V141H125ZM135 140V139H134ZM134 140H132V141H134ZM139 140V139H138ZM148 140H146V143H147V141ZM158 140V141H159ZM204 140V141H203ZM213 140H215V141H213ZM40 142H41V140H39ZM39 141H37V143H39ZM99 141H97V142H99ZM103 141V142H104ZM107 141H109V140H107ZM107 141H105V143L107 142ZM113 141L112 142H107L109 145L111 144V145H113ZM118 141H119V139H118ZM117 141V142H118ZM121 141V140H120ZM123 141H122V143H123ZM137 140H135V143L138 145V143H139V141H138V143L136 142ZM142 141V140H141ZM143 141V142H144ZM158 141H156V143L158 142ZM185 141V140H184ZM186 141V142H187ZM207 141V140H206ZM211 141H210V143H211ZM0 142H3V141H0ZM4 142H5V144H7L6 142V140H4ZM4 142H3V144H4ZM10 142L8 143V144H10ZM12 142H11V145L12 146H15L14 144H12ZM22 142H23V140H22ZM101 142V141H100ZM99 142V143H100ZM142 142V143H143ZM187 142V143H188ZM201 142V141H200ZM34 143V144H33ZM43 143V142H42ZM121 143V144H122ZM125 143V142H124ZM128 144H133V142H127ZM146 143H143V145L145 144V146L147 145ZM150 143H148V144H150ZM184 143V142H183ZM233 143H239L238 145H236L239 149L237 150V148L236 149H233V154H232V148L233 147H231V146H233L234 144ZM2 144V145H3ZM7 144V145H8ZM40 145H41V143H39ZM101 144H102V142H101ZM101 144H99L100 146H101ZM116 144H118V143H116ZM116 144H114L113 146H115ZM126 144V143H125ZM128 144H126V145H128ZM158 144H159V142H158ZM10 145V146H11ZM21 145H23V143L21 144ZM98 145V146H99ZM103 145L104 144H102V148H103ZM107 145V144H106ZM133 145H135V144H133ZM140 145V144H139ZM138 145V146H139ZM142 145V144H141ZM151 145V144H150ZM160 145V144H159ZM188 145V144H187ZM9 146V145H8ZM10 146H9V148H10ZM36 148H35V147ZM96 146V147H95ZM105 146V145H104ZM125 145H123V147H124ZM129 146H131V145H129ZM138 146H136L135 148L136 149H138ZM0 147H1V143H0ZM5 147V146H4ZM3 146H2V148H4ZM7 147V146H6ZM41 147H42V145H41ZM120 147V146H119ZM122 147V146H121ZM120 147V148H121ZM122 147V148H123ZM143 146H141L140 147V149H142V150H146L147 148H148V145L146 146L147 148H142ZM150 147H149V152L150 153H152L151 152V149H150ZM235 147V146H234ZM1 148V149H2ZM9 148H7V149H9ZM15 148V147H14ZM18 148H19V146H18ZM101 148V149H102ZM105 148V147H104ZM111 148H112V146H111ZM110 147H109V149H107V148H105L106 150L105 151H110V149H111ZM115 148V147H114ZM116 148H117V150H118V147L116 146ZM115 148V149H116ZM122 148L120 149V150H122ZM130 149L132 148V147H129ZM128 148V149H129ZM188 148V147H187ZM12 148H10V150H11ZM34 149H32V150H34ZM124 149V148H123ZM126 149H127V146H126ZM126 149H124L125 150V152L127 151ZM139 149V150H140ZM3 151H4V149H2ZM19 150H20V148H19ZM28 150V149H27ZM80 150V151H79ZM117 150L115 151V152H112L113 154H111V155H115L114 153H116L117 152ZM119 150V154L120 155H118V156H121V153H123L124 154V152H123V150L122 151H120ZM139 150H134V151H139ZM234 150H236L237 152H235L234 153ZM15 151V150H14ZM16 151H17V149H16ZM23 151V150H22ZM109 151L107 152V153H109ZM112 151H113V148H112ZM134 151H132L133 152V154H134ZM192 151H194V152H192ZM215 151H216V153H215ZM2 152V151H1ZM0 152V153H1ZM6 153H7V151H5ZM11 152H13V150H11ZM24 152V151H23ZM111 152V151H110ZM121 152V153H120ZM128 152V151H127ZM126 152V154L128 155L129 153H127ZM129 152H130V150H129ZM131 152V153H132ZM140 152L141 151H139V154H140ZM145 152V151H144ZM143 152V153H144ZM148 151H146V153H147ZM3 153V152H2ZM10 153V152H9ZM20 153H22L21 151H20ZM20 153L18 154V155H20ZM25 153H22V154H25ZM129 154V155H132V154ZM136 153V152H135ZM138 153V152H137ZM154 153V152H153ZM156 153H155V158L154 159H157V161H158V156L156 157ZM10 154H12V153H10ZM30 154H32V155H30ZM145 154V153H144ZM148 154V153H147ZM146 154V155H147ZM2 155H4V153L2 154ZM2 155L0 154V158L1 159H3L2 158ZM14 155H16V153L15 154H13V156ZM101 155H103V157H107L106 158V163L104 164L103 163V161L105 160L104 158H101L102 156ZM107 155V156H106ZM117 155V154H116ZM150 155V154H149ZM148 155V156H149ZM153 155V154H152ZM151 155V156H152ZM231 155V156H230ZM7 156H10L9 154L7 155ZM110 156V155H109ZM135 156H136V154H135ZM138 156V155H137ZM141 155H139L138 156V158L140 157ZM148 156H146V157H148ZM150 156V157H151ZM17 157H19V156H17ZM22 157H23V155H22ZM73 157V158H74ZM112 157V156H111ZM115 157H117V156H115ZM114 157V158H115ZM123 157H124V155H123ZM133 157H134V155H133ZM132 157V158H133ZM142 157H144L145 158V155H142ZM141 157V159H143ZM153 157V156H152ZM5 158V157H4ZM12 157H7V160H9V161H14V158H16V157H14V158H12ZM20 158H21V156H20ZM25 158H26V156H25ZM118 158V157H117ZM116 158V159H117ZM119 158V159H120ZM126 158V157H125ZM129 158V157H128ZM138 158H136V159H138ZM190 158V159H191ZM17 159V158H16ZM22 159V158H21ZM29 159V158H28ZM103 159V160H102ZM120 159V160H121ZM127 159V158H126ZM131 159V158H130ZM130 159H128V160H130ZM136 159H134L133 161H132V159L130 160V161H132V162H134V161H136V162H138V164H139V161H140V164H142V165H145V164H143L142 162L144 161V159H143V161H141L140 159L139 160H136ZM148 159H149V157H148ZM152 159V158H151ZM189 159V158H188ZM27 160V159H26ZM25 160V161H26ZM118 160V159H117ZM128 160H126V161H128ZM4 161H5V159H4ZM8 161V164H10L11 162H9ZM21 161V160H20ZM24 161V159L22 160V162ZM25 161L23 162V163H25ZM70 161V162H71ZM110 161V160H109ZM111 161H112V165H113V159H111ZM119 161V160H118ZM118 161H114V162H118ZM148 160H146V162H147ZM191 161V160H190ZM15 163H16V160L14 161ZM27 162V161H26ZM121 162V161H120ZM136 162H134L135 164H137ZM180 163V165H178L177 163ZM192 162V161H191ZM4 163V162H3ZM14 163V164H15ZM21 163V162H20ZM19 162H18V164H20ZM28 164H29V160H28V162H27ZM26 163V164H27ZM32 163V164H33ZM74 163L72 164V165H74ZM88 163V164H87ZM119 163V162H118ZM145 163V162H144ZM148 163V162H147ZM146 163V164H147ZM193 163V162H192ZM191 163V164H192ZM197 163V162H196ZM6 164V165H5ZM7 163H6V161H5V163H4V165H5V167H7V165H8ZM17 164V163H16ZM79 164H78V166H79ZM116 164V163H115ZM120 164V163H119ZM120 164V165H121ZM126 164H127V166L129 165L128 164V162H126ZM130 164H132V163H130ZM135 164H133V165H135ZM151 164L149 163V166H151ZM159 164H160V161H159ZM197 164H199V163H197ZM0 165H2V163H0ZM11 165H13V164H10V165H8V167L6 168L7 170H9L10 168V170L12 171V167L14 166H11ZM21 165H23L22 163H21ZM21 165H20V167H21ZM30 165V164H29ZM28 165V167L30 168V166ZM142 165H141V167H142ZM148 165V164H147ZM200 165V164H199ZM11 166V167H10ZM24 166H26V165H24ZM109 166L110 165H108V167L107 168H109ZM129 166H132V165H129ZM190 166H191V170H190ZM1 167V166H0ZM15 167V166H14ZM27 167V166H26ZM27 167V168H28ZM74 167V166H73ZM76 167V166H75ZM111 167V166H110ZM114 167H115V165H114ZM144 167V166H143ZM151 167H153V166H151ZM189 167V168H188ZM2 168H4V166L2 167ZM1 168V170H3V171H5L6 169L4 168V169H2ZM16 168V167H15ZM27 168H25L24 167V169H27ZM80 168V167H79ZM78 168V169H79ZM105 168V167H104ZM112 168V167H111ZM117 168V169H118ZM136 168H137V165H136ZM138 168L140 169V166H138ZM138 168H137V172H138ZM149 168V167H148ZM194 168H196L197 169V167H194ZM116 169V170H117ZM189 169V170H188ZM195 169V170H196ZM5 171L6 172V174H8L7 172L8 171ZM75 170V169H74ZM105 170V169H104ZM143 170L141 171V170H139V172L141 171V172H143ZM150 170H151V168H150ZM11 171H9L10 172V174H11ZM21 171V170H20ZM26 171V170H25ZM24 171V172H25ZM31 171H33L32 169H31ZM42 171V172H41ZM82 171V170H81ZM119 171V170H118ZM119 171V172H120ZM1 172V171H0ZM13 172H14V170H13ZM23 172V173H24ZM27 172V171H26ZM29 172V171H28ZM27 172V173H28ZM35 172V169H34V171H33V173ZM47 173H48V171H46ZM49 172V173H50ZM75 172V171H74ZM79 172V171H78ZM105 172V171H104ZM130 172H131V174H130ZM200 172V171H199ZM2 173V172H1ZM31 173V172H30ZM39 173V176L41 175ZM48 173V174H49ZM52 173H54V172H52ZM67 173L65 174V175H67ZM192 173V176H193V173H194V171L193 172H191ZM190 173V174H191ZM200 173V174H201ZM4 174V173H3ZM14 174H17L16 172H14L13 173V175ZM29 174V173H28ZM51 174V173H50ZM56 173H54V174H52V178L51 179H53V176H56L55 175ZM61 174H59V176L61 175ZM110 174V175H111ZM136 174V175H135ZM202 174V175H203ZM17 175H19V174H17ZM21 175H23V174H20V176ZM25 175H27L26 173H25ZM30 175V174H29ZM32 175V177H34L35 176V174H31ZM34 175V176H33ZM44 175H46V173H44ZM43 175V176H44ZM194 175H196L195 173H194ZM197 175H198V172H197ZM203 175V176H204ZM209 175V176H210ZM4 176H6L5 174H4ZM9 176V174L6 176V178ZM46 176H48V175H46ZM50 176V175H49ZM48 176V177H49ZM68 176V175H67ZM1 177H3V176H1ZM0 177V179H2L3 180V178H1ZM10 177H13V176H9V179H8V181H11V180H13V178H11L10 179ZM15 177V176H14ZM19 177V176H18ZM36 177L37 178H40V177H38V172H37V174H36ZM42 177V176H41ZM47 177V178H48ZM51 177V176H50ZM64 177V176H63ZM188 177H190V175L188 176ZM16 178V177H15ZM14 178V179H15ZM20 178V177H19ZM18 178V179H19ZM22 178H24V180L26 179V176L25 177H22ZM28 178H31V176L30 177H28ZM35 178V177H34ZM33 178V179H34ZM42 178H44V177H42ZM61 178H62V176H61ZM65 178V177H64ZM191 178V177H190ZM190 178H188V180L190 179ZM193 178H194V176H193ZM205 178V177H204ZM207 178H208V176H207ZM207 178H205V179H207ZM17 179V178H16ZM46 179V177L43 179V181ZM60 179V178H59ZM66 179V178H65ZM64 179V180H65ZM182 179V180H181ZM185 179H187V177L185 178ZM202 179V178H201ZM204 179V180H205ZM31 180H32V178H31ZM36 180V179H35ZM41 180V179H40ZM62 180H63V178H62ZM193 180H195V178L193 179ZM1 181V180H0ZM4 181H5V179L3 180V184H9V183H4ZM7 181V182H8ZM14 181V180H13ZM20 181V180H19ZM19 181H15V183H18ZM26 181V180H25ZM25 181H24V183H25ZM30 181V180H29ZM38 181V180H37ZM46 182H47V180H45ZM50 181H52V180H50ZM181 181V182H180ZM191 181V180H190ZM20 182H22V181H20ZM32 182H33V180H32ZM32 182H30V183H32ZM35 182V181H34ZM40 182V181H39ZM53 182V181H52ZM55 182V181H54ZM58 182V181H57ZM194 184H195V182L194 181H192ZM1 184H2V182H0ZM23 183V182H22ZM28 183V182H27ZM29 183V184H30ZM36 183V182H35ZM41 183H43V182H41ZM60 183V182H59ZM12 184H13V182H12ZM26 184V183H25ZM37 184V183H36ZM187 184L185 185V186H187ZM200 184V185H199ZM10 186H11V184H9ZM9 185L7 186L6 185V187H8V190L10 191V188H9ZM15 184H13L12 185V187L14 186ZM18 185V184H17ZM41 185V184H40ZM40 185H39V187H40ZM49 185V184H48ZM48 185L46 184V187H45V185H44V187L45 188H47L48 187ZM20 188H21V186L20 185H18ZM23 186V185H22ZM24 186H26V185H24ZM27 186H29V185H27ZM23 187V188H28V187ZM33 186V185H32ZM36 186H38V185H36ZM184 186V187H185ZM194 186H193V188H194ZM0 187H2V186H0ZM3 187L5 188V186L3 185ZM1 188L0 189V191H1V193H2V191H4L5 189L4 188ZM31 187V186H30ZM77 187V186H76ZM184 187L182 188V185H181V188L182 189H184ZM192 187V186H191ZM14 188V187H13ZM13 188H12V190H13ZM17 188V187H16ZM22 188V190H24ZM32 188V187H31ZM31 188H30V190H31ZM35 189H36V187H34ZM41 188V187H40ZM84 187H83V189H85ZM38 189V188H37ZM55 189V188H54ZM80 190L82 189V188H79ZM83 189L81 190V191H83ZM180 190V191H178V192H176L175 190ZM7 190V191H8ZM11 190V191H12ZM17 189H15V191H16ZM28 190V189H27ZM29 190V191H30ZM33 190V189H32ZM32 190H31V192H28V193H33L32 192ZM43 190V189H42ZM78 190V189H77ZM80 190H78L79 192H80ZM85 190V191H86ZM88 190V191H89ZM110 190V191H109ZM9 191H8V193H9ZM10 191V192H11ZM47 191V190H46ZM6 192V191H5ZM5 192H3V193H5ZM16 192H18V191H16ZM16 192H15V194H16ZM44 192V191H43ZM77 192V191H76ZM78 192V193H79ZM175 193L174 195H175V197L173 196V193ZM181 192V193H180ZM192 192V191H191ZM12 193V192H11ZM82 193V192H81ZM81 193H79V194H81ZM19 194V193H18ZM22 194H24V192L22 193ZM21 193H20V195H22ZM25 194H27V193H25ZM34 194H37L36 192L34 193ZM40 194H41V192H40ZM37 194V195H39V196H41V198H42V196H44L43 194ZM45 194V193H44ZM52 194V196H53V193H51ZM55 194V193H54ZM69 194V193H68ZM207 194H211V195H208L207 196ZM1 195V194H0ZM3 195V194H2ZM5 195V194H4ZM3 195V196H4ZM9 195H11L10 193H9ZM12 195H13V193H12ZM12 195L10 196V199L12 198ZM19 195V196H20ZM49 195V194H48ZM48 195H47V197H48ZM56 195V194H55ZM59 195H60V193H59ZM171 195V196H170ZM184 195H188L189 197H190V199H189V203H187V201H184L183 200V198L184 197H186V196H184ZM192 195H194V194H192ZM195 195H197V193H195ZM194 195V196H195ZM200 195V194H199ZM198 195V196H199ZM23 196V195H22ZM58 196V195H57ZM111 196V195H110ZM174 197L175 199H176V203H177V199L178 200H180V204L179 205H181V203H182V206H179V207H183V209L182 208H179L178 206H176L177 208H179V212H180V214H179V212L177 213V212H175L173 209V211L176 213V215H174L173 213L174 212H170V210H169V208H172L171 206H173V205H169V206H167L166 204L167 203H165V202H167L166 200H167V198H168V201L170 200V197ZM206 196V197H205ZM5 197H7V196H5ZM9 197V196H8ZM7 197V198H8ZM14 197H16V196H14ZM25 197V196H24ZM30 197H31V195H30ZM37 197V196H36ZM55 197V196H54ZM96 197V196H95ZM172 197V199H174ZM179 197V198H178ZM200 197V196H199ZM1 198V197H0ZM18 198V197H17ZM21 198V197H20ZM84 198V197H83ZM93 198V197H92ZM188 198V197H187ZM186 198V199H187ZM201 198V197H200ZM199 198V199H200ZM220 198V200H217V199H219ZM28 198L26 197V199L25 200H27ZM37 199V198H36ZM44 199H46V201L48 200L49 201V199H50V197H49V199H47V198H45L44 197ZM202 199V198H201ZM12 200H14V198L13 199H11V201ZM17 200H19V199H17ZM40 200V199H39ZM43 200V199H42ZM51 200V199H50ZM87 200V199H86ZM92 200V199H91ZM207 200V199H206ZM206 200H204V201H206ZM1 201H3V200H1ZM0 201V202H1ZM23 201H24V199H23ZM23 201H21V202H23ZM28 201V202H27ZM26 202L27 203H29L30 202V199L29 200H27ZM32 201H33V198H32ZM32 201H31V205H32ZM34 201H35V197H34ZM38 201V200H37ZM37 201H35V202H37ZM41 201V200H40ZM53 201V200H52ZM52 201H50V202H52ZM60 201V200H59ZM66 201V200H65ZM69 201V200H68ZM81 201V200H80ZM94 201V200H93ZM171 201V200H170ZM174 201V200H173ZM173 201H171V202H173ZM192 201V203H194ZM203 200L201 201V203H203L204 202ZM25 202V201H24ZM26 202H25V204H26ZM34 202V203H35ZM43 202V201H42ZM50 202H48L49 203V205L48 206H50ZM98 202V201H97ZM111 202V201H110ZM207 203L206 204H208L209 202L208 201H206ZM6 203V202H5ZM60 203V202H59ZM82 203V202H81ZM106 203V202H105ZM104 203V204H105ZM176 203L174 204V205H176ZM199 205H200V203L199 202H197ZM215 204H216V202H214ZM3 204V203H2ZM10 204V206H8V208L6 209V210H9L10 208H11V204H14V203H9ZM8 204V205H9ZM38 204V203H37ZM42 204V203H41ZM85 203H83V205H84ZM197 204V206H198V208H199V205ZM205 204V203H204ZM203 204V205H204ZM214 204V205H215ZM16 205H18V204H15V208H16ZM22 205H23V203H22ZM26 205H28V204H26ZM36 205V204H35ZM52 205V204H51ZM55 205V204H54ZM82 205V206H83ZM89 205V204H88ZM177 205H178V203H177ZM210 205V204H209ZM208 205V206H209ZM213 205V204H212ZM4 206V205H3ZM5 206H6V204H5ZM13 206V205H12ZM20 206V205H19ZM25 206V205H24ZM24 206L22 207V208H24ZM38 206H40V205H38ZM44 206H45V203H44ZM42 207L43 209L45 208V209H49V207L48 208H46V207ZM86 206V205H85ZM92 206V205H91ZM90 206V207H91ZM106 206V205H105ZM193 206V205H192ZM205 206V205H204ZM211 206V205H210ZM0 207H1V205H0ZM14 207V206H13ZM21 207V206H20ZM32 207V208H31ZM30 208L31 209H33L34 208V206H31ZM35 207H37V206H35ZM79 207V206H78ZM108 207V206H107ZM106 207V208H107ZM169 207V208H168ZM174 207V206H173ZM194 207L195 206H193L192 208H193V210L192 211H194ZM203 206L201 205V208H200V210L201 209H204V207L202 208ZM18 208L19 207H17L16 209H11L10 211H8L9 213L13 210L14 211V214H16L17 212H18V214H16V216L14 215V214H12V212L10 213V214H12V215H14L15 216V218L16 219H18V215H19V217H21V215H20V211H17V212H15V210H18ZM21 208V209H22ZM26 208V207H25ZM28 208V207H27ZM52 208V207H51ZM76 208H77V206H76ZM84 208V207H83ZM191 208V209H192ZM197 208V207H196ZM206 208H208V207H206ZM1 209H2V207H1ZM4 209V208H3ZM2 209V210H3ZM20 209V208H19ZM20 209V210H21ZM29 209V208H28ZM67 209V208H66ZM81 209V208H80ZM87 209V208H86ZM94 209H96V208H94ZM181 209V210H180ZM190 209V210H191ZM210 209V208H209ZM2 210H0V211H2ZM5 210V211H6ZM26 210V209H25ZM24 210V211H25ZM39 210V209H38ZM68 210V209H67ZM90 210V209H89ZM102 210V209H101ZM104 210V209H103ZM106 210V209H105ZM109 210V209H108ZM108 210H106V211H108ZM196 210V209H195ZM198 210V209H197ZM196 210V211H197ZM211 210V209H210ZM213 210V209H212ZM21 211H23V209L21 210ZM29 211V210H28ZM36 211V210H35ZM75 211H77V210H75ZM74 211V212H75ZM84 211H86V210H84ZM181 211H183V212H185V213H181ZM203 211V210H202ZM201 211V212H202ZM4 212V211H3ZM3 212L1 213V214H3ZM26 212V211H25ZM36 212H38V213H40L39 211H36ZM110 212V211H109ZM191 212V211H190ZM204 212H205V210H204ZM6 213H7V211H6ZM9 213H7L8 215H10ZM22 213H24V212H22ZM21 213V214H22ZM86 213H87V211H86ZM102 213V212H101ZM126 213L128 214L129 213V215H127L126 216ZM193 213V212H192ZM192 213L190 214V216H192ZM197 213H198V211H197ZM207 213V212H206ZM26 214V213H25ZM31 214H33V213H31ZM65 214V213H64ZM70 214V213H69ZM85 214V213H84ZM93 214V213H92ZM112 214V213H111ZM174 216H176V217H174ZM178 214V215H177ZM184 214H185V216H184ZM194 214V213H193ZM201 214V213H200ZM8 215H5V217H7ZM23 215V214H22ZM28 215V214H27ZM27 215H26V217H27ZM39 215V214H38ZM40 215H42V214H40ZM45 214H43V216H44ZM88 215V214H87ZM105 215H107V214H105ZM115 215V214H114ZM120 215V216H119ZM196 215V214H195ZM194 215V216H195ZM202 216H203V214H201ZM4 216V215H3ZM11 216V215H10ZM28 216H32V215H30V213H29V215ZM35 216V217H34ZM34 218H35V220L36 219H39V217H37L36 215H35V213H34ZM47 216V215H46ZM61 216V214L59 215V217ZM63 216V215H62ZM77 216V215H76ZM81 216V215H80ZM79 216V217H80ZM117 216H119V217H117ZM189 216V213H188V215H187V217ZM193 216V217H194ZM198 216H199V214H198ZM23 217L25 218V216L23 215ZM32 217V218H33ZM37 217V218H36ZM50 217V216H49ZM70 217V216H69ZM126 217H128V220L126 219ZM184 217V218H183ZM197 217V216H196ZM8 218H9V216H8ZM24 218H22L23 220H24ZM40 218H41V216H40ZM100 218H101V216H100ZM111 218H113V217H111ZM130 218V219H129ZM199 217H197V219H198ZM5 219V218H4ZM4 219H3V217L2 216H0V230L3 228V226L1 225V223H3V221H4ZM12 219V218H11ZM15 219V221H16V223H20V222H17V220ZM96 219V218H95ZM103 219V218H102ZM178 219H180V221L182 222H180V221H178ZM191 220H192V217L190 218ZM189 219V220H190ZM193 219H195V217L193 218ZM3 220V221H2ZM6 220V219H5ZM19 220H21V218L19 219ZM18 220V221H19ZM33 220V219H32ZM42 220V219H41ZM44 220V219H43ZM53 220V219H52ZM59 220V219H58ZM73 220H75V219H73ZM111 220V219H110ZM112 220H114V219H112ZM112 220H111V225L113 226V222H112ZM114 220V221H115ZM186 220V219H185ZM189 220H188V222L186 223V224H188L189 223ZM198 220H200V219H198ZM12 221V220H11ZM38 221V220H37ZM36 221V222H37ZM76 221V220H75ZM87 222H88V220H86ZM96 221H97V219H96ZM102 221H104V220H102ZM109 220H107V222H108ZM118 221V220H117ZM176 221L177 222H180L181 224L178 226V225H176V227H175V225L174 224H177L176 223ZM202 220H200V222H201ZM13 222V221H12ZM40 223H42L41 221H39ZM48 222V221H47ZM51 222V221H50ZM90 222V221H89ZM106 222V223H107ZM139 222V223H138ZM199 222V223H200ZM7 223V222H6ZM10 223V222H9ZM15 223V222H14ZM22 223V222H21ZM20 223V224H21ZM29 224H30V221L28 222ZM82 223V222H81ZM193 223V222H192ZM198 223V222H194V227H195V225ZM202 223V222H201ZM23 224H24V222H23ZM48 224V223H47ZM80 224V223H79ZM85 224V223H84ZM110 224V223H109ZM114 224H115V222H114ZM118 224V223H117ZM116 224V225H117ZM186 224H184V225H181L182 227H181V229L179 230L180 232H183V231H181L182 230V228L186 225ZM7 225V224H6ZM10 225V224H9ZM13 225V224H12ZM11 225V226H12ZM25 225V224H24ZM22 226L23 228L24 227H26V226ZM44 225V224H43ZM52 225V224H51ZM50 225V226H51ZM118 225H120L121 226V222H120V224H118ZM117 225V226H118ZM134 225V226H133ZM190 225V224H189ZM17 226V225H16ZM19 227H20V225H18ZM29 226V225H28ZM40 225H39V223H38V227H39ZM75 226V225H74ZM108 226V225H107ZM127 226V225H126ZM155 226V227H154ZM156 226H157V229H159V230H161L162 232H163V236H162V234H159V237H160V235L162 236L161 238H159V237H157L156 236V232L154 231L155 230V228H156ZM178 226V227H177ZM187 226V225H186ZM185 226V227H186ZM197 226H198V224L196 225V228H197ZM201 226V225H200ZM5 227V226H4ZM13 227H14V225H13ZM12 227V228H13ZM111 227V226H110ZM116 227V226H115ZM123 227V226H122ZM122 227H121V229H122ZM22 228V229H23ZM30 228V227H29ZM35 228V227H34ZM46 227H44V229H45ZM106 228V227H105ZM114 228V227H113ZM119 228V227H118ZM135 228H133L132 230H130L127 234H126V236H119L120 238L118 239V237H116V239H117V241L118 240H120L119 242L121 243V244H128V243H130L131 241H130V239L131 238H133L134 236H135V234H136V231H135ZM140 228L138 229L139 231H140ZM147 228V229H146ZM153 228V229H152ZM191 228H193V226L191 227ZM199 228V227H198ZM7 229L9 230L10 228L9 227H7ZM14 229V228H13ZM27 229V228H26ZM36 229V228H35ZM50 229H51V227H50ZM120 229V230H121ZM150 229V230H149ZM187 229V228H186ZM185 229V230H186ZM194 229V228H193ZM199 229V230H200ZM16 230V229H15ZM20 230H21V228H20ZM24 230V229H23ZM32 230V229H31ZM60 230V229H59ZM87 230V229H86ZM119 230V229H118ZM151 230L153 231V232H151ZM184 230V229H183ZM184 230V232H186ZM188 230H189V228H188ZM192 230V229H191ZM14 231V230H13ZM18 231V230H17ZM49 231V229L47 230V232ZM79 231H81V230H79ZM112 231V230H111ZM161 231H160V233H161ZM15 232V231H14ZM20 233H19V235L20 234H23L21 231H19ZM25 232H26V230H25ZM29 231H27L26 233H28ZM53 232H55V231H53ZM70 232V231H69ZM82 232H83V230H82ZM118 232H120V231H118ZM157 232H159V231H157ZM175 232H176V235H175ZM179 232V233H180ZM62 233V232H61ZM66 233V232H65ZM84 233V232H83ZM92 233H94V232H92ZM112 233H114V232H112ZM111 233V234H112ZM190 233V232H189ZM192 233V232H191ZM190 233V234H191ZM3 234V233H2ZM34 234V233H33ZM44 234V233H43ZM59 234V233H58ZM69 234V233H68ZM77 234V233H76ZM80 234V233H79ZM78 234V235H79ZM85 234V233H84ZM91 234V233H90ZM95 234V233H94ZM116 234V233H115ZM114 234V235H115ZM138 234V233H137ZM187 234H188V232H187ZM15 235H16V233H15ZM14 235V236H15ZM18 235V236H19ZM26 235V234H25ZM29 234H27V236H28ZM39 235V234H38ZM38 235H36V236H38ZM62 235V234H61ZM67 235V234H66ZM97 235V234H96ZM117 235H118V233H117ZM120 235V234H119ZM21 236V235H20ZM32 237L34 236V235H31ZM31 236H29L30 238H31ZM35 236V237H36ZM54 236V235H53ZM73 236H75V235H73ZM94 236V235H93ZM176 236V237H175ZM182 236V235H181ZM184 236V235H183ZM16 237V236H15ZM23 237V236H22ZM20 238L19 237V239H18V241L21 239V241L24 239V237L23 238ZM42 237V236H41ZM58 237V236H57ZM62 237V236H61ZM61 237H60V239H61ZM69 237V236H68ZM82 237V236H81ZM141 237V236H140ZM29 238V239H30ZM45 238H47L46 236H45ZM53 238V237H52ZM27 239H28V237H27ZM26 240L27 242H26V244L27 243H29L28 241H32L31 239L30 240ZM33 239H35V238H33ZM53 239H55V238H53ZM64 239H65V237H64ZM73 239H75V238H73ZM77 239V238H76ZM81 239V238H80ZM83 239V238H82ZM109 239V238H108ZM147 239V238H146ZM1 240V239H0ZM37 239H35V241H36ZM46 240V239H45ZM57 240V239H56ZM71 240V239H70ZM84 240H87V238L85 239L84 238ZM83 240V241H84ZM90 240V239H89ZM96 240V239H95ZM110 240V239H109ZM143 240H145V239H143ZM17 241V242H18ZM34 241V242H35ZM54 241V240H53ZM52 241V242H53ZM77 241V240H76ZM79 241V240H78ZM12 242H13V240H12ZM20 242V241H19ZM33 242V241H32ZM39 242V241H38ZM43 242V241H42ZM58 242V245H59V242H60V240L59 241H57ZM62 242V241H61ZM60 242V243H61ZM64 242H65V240H64ZM71 242V241H70ZM106 242V241H105ZM110 242V241H109ZM31 243V242H30ZM41 243V242H40ZM50 243V242H49ZM48 243V244H49ZM63 243V242H62ZM78 244H79V242H77ZM81 243V242H80ZM98 243V242H97ZM96 243V244H97ZM146 243H147V241H146ZM148 243V244H149ZM36 244H37V242H36ZM44 244V243H43ZM42 244V245H43ZM51 244V243H50ZM50 244H49V246H50ZM66 244V243H65ZM73 244V243H72ZM117 244V243H116ZM144 244V243H143ZM56 245L57 244H55V247H56ZM62 245V244H61ZM61 245H59V246H61ZM88 245H89V243H88ZM115 245V244H114ZM119 245V244H118ZM118 245H116V247L115 248H117V249H119V247H118ZM130 245V244H129ZM5 246V245H4ZM3 246V247H4ZM30 246V245H29ZM38 245H36V247H37ZM48 246V247H49ZM52 246V245H51ZM75 246L76 245H74V246H72V247H74V249H75ZM83 246V245H82ZM102 246V245H101ZM131 246V245H130ZM144 246H146V245H144ZM34 247V246H33ZM36 247H34L35 249H36V251H37V249H39V248H36ZM39 247V246H38ZM41 247V246H40ZM47 247V246H46ZM70 247V246H69ZM71 247V248H72ZM86 247V246H85ZM105 247V246H104ZM108 247V246H107ZM112 247V246H111ZM147 247H149L148 245H147ZM2 248V247H1ZM0 248V249H1ZM6 248V247H5ZM23 248V247H22ZM21 248V249H22ZM29 248V247H28ZM34 248H32L33 250H34ZM43 248V247H42ZM70 248V249H71ZM79 248H81V247H79ZM79 248H78V250H79ZM87 248V247H86ZM89 248V247H88ZM91 248H92V246H91ZM96 248H97V246H96ZM103 248V247H102ZM102 248H101V250H102ZM115 248L113 249V250H111L110 252H108V255H102L103 253H100V254H96V256H94L95 258H96V260L95 261H91L92 263H90V262H88V264L90 263V264H149L148 262H142V263H138L137 262V259H138V256H135V253H134V251H133V249H132V251H130L129 252V255L127 256V255H125V257L123 256V255H121V256H123V257H121V256H119L118 255V253L119 252H122V251H117V250H115ZM130 247H128V248H125V249H129ZM146 248V247H145ZM48 249H51L50 247L48 248ZM59 249V248H58ZM66 249H68V247L66 248ZM73 249V248H72ZM106 249V248H105ZM122 249V248H121ZM149 249H150V247H149ZM51 250H53V248L51 249ZM50 250V251H51ZM57 250V249H56ZM88 250V249H87ZM100 250V251H101ZM157 250V249H156ZM16 251H19V248H18V250H16ZM27 251H32V250H28L27 249ZM26 251V252H27ZM35 251V250H34ZM42 251V250H41ZM82 251V250H81ZM89 251V250H88ZM97 251H98V249H97ZM154 251H155V248H154ZM22 252H24V250L22 251ZM43 252H44V249H43ZM52 252H54V251H52ZM61 252V251H60ZM63 252H64V250H63ZM62 252V253H63ZM73 252V251H72ZM83 252V251H82ZM85 252H87L86 250H85ZM91 252V251H90ZM103 252V251H102ZM157 252V251H156ZM158 252H159V250H158ZM157 252V253H158ZM34 253V254H33ZM38 253H40V252H38ZM45 253V252H44ZM44 253H41L42 255L44 254ZM49 254H50V252H48ZM56 253H59V251H57ZM67 253V252H66ZM73 253H75V252H73ZM80 253V252H79ZM104 253H107V252H104ZM148 253V252H147ZM153 253V252H152ZM155 253V252H154ZM153 253V254H154ZM163 253V252H162ZM9 254V253H8ZM25 254V253H24ZM23 254V257H25V256H27V255H29V254H31V252L29 253V254H27V255H24ZM32 254L33 255H35V252H32ZM31 254V255H32ZM46 254V253H45ZM65 254V253H64ZM68 254H70V256L69 257H71L72 255V253H68ZM87 254V253H86ZM122 254V253H121ZM124 254V253H123ZM145 255H147L146 254V252L144 253ZM156 254V253H155ZM161 254V252L159 253V255ZM3 255V254H2ZM5 255V254H4ZM7 255V254H6ZM10 255V254H9ZM14 255V254H13ZM42 255H41V257H40V255H39V257L42 259ZM56 257H57V255L56 254H54ZM54 255H49V257L50 256H53L54 257V259H57V258H55V256ZM59 255H61V254H59ZM58 255V256H59ZM150 255V254H149ZM152 255V254H151ZM1 256V255H0ZM20 256V255H19ZM30 256V255H29ZM29 256H28V260H30L29 259ZM65 256H66V254H65ZM64 255L63 256H61L62 257V259H64V257H65ZM74 256V255H73ZM76 256V255H75ZM77 256H78V254H77ZM83 256V255H82ZM7 257V256H6ZM10 257V256H9ZM23 257H21V258H23ZM38 257V254H37V256L35 257V260H36V262L35 263H32V261L30 260V261H27L26 260V258H24L25 260H24V262L26 263V264H29L30 262H31V264H38L39 262H40V264H41V262L43 261V260H40L39 262H38V259H36V258H39ZM48 256H46V258H47ZM49 257L47 258V259H49ZM53 257H50V258H53ZM66 257H68V255L66 256ZM81 257V256H80ZM121 257V258H120ZM159 257L160 256H155V258L157 259H159ZM2 258V257H1ZM0 258V259H1ZM11 258H13V257H11ZM16 258V257H15ZM45 258V257H44ZM60 258V257H59ZM78 258V257H77ZM94 258V259H95ZM143 258V257H142ZM161 258V257H160ZM192 258V259H191ZM3 259V258H2ZM6 259V258H5ZM10 259V258H9ZM18 259H19V261H20V257H18ZM18 259H16V262L18 261ZM45 260L46 262H47V264L49 263L48 261L49 260ZM75 259H76V257H75ZM90 259V258H89ZM91 259H93V257L91 258ZM33 260V259H32ZM35 260H33V262L35 261ZM51 260V259H50ZM58 260V259H57ZM57 260H54V261H57ZM68 260V259H67ZM67 260H65V261H67ZM70 260V259H69ZM72 260V259H71ZM77 260V259H76ZM147 260V259H146ZM153 260L154 261H157V260H155L154 259V257H153ZM189 260V261H188ZM6 260H4V262H5ZM15 261V260H14ZM13 261V262H14ZM18 261V262H19ZM59 261V260H58ZM63 261V260H62ZM74 261V260H73ZM81 261H82V259H81ZM148 261V260H147ZM149 261H151V262H153V263H155L154 261H152V260H149ZM1 262V261H0ZM13 262H10V263H13ZM21 262H23L22 261V259H21ZM38 262V263H37ZM46 262H44L45 264H46ZM84 262V261H83ZM159 262H161V261H159ZM187 262V263H186ZM1 263H3V260H2V262ZM43 263V264H44ZM56 263V262H55ZM58 263V262H57ZM56 263V264H57ZM63 262H61V264H62ZM69 263H70V261H69ZM152 263V264H153ZM162 263H164V262H162ZM4 264V263H3ZM49 264H53V261L51 262V263H49ZM86 264H87V262H86ZM151 264V263H150Z\"/></svg>","mask_w":264,"mask_h":264},{"label":"rangeland","instance_id":"obj_2","mask_svg":"<svg viewBox=\"0 0 264 264\" xmlns=\"http://www.w3.org/2000/svg\"><path fill=\"white\" fill-rule=\"evenodd\" d=\"M83 1H85V2H83ZM87 1H88V2H87ZM96 1H97V2H96ZM100 1H101V2H100ZM100 1H99V0H94V1H93V0H92V1H91V0H90V1H89V0H82V3H81V0H75V3H76V4H78V3L80 4V7H79L80 12L82 11V13H84V11H86V10H83V9H87V8H88L87 11H91V13L89 12V14H92V15H89L87 11H86L84 14L80 13L79 11H77V12H79V14L75 12L76 14L74 13V15H73V13L70 12L69 9H72V8L74 7V3H73V4H72V3H65L63 0L60 1V2H58V3H55V5H54L53 7H55V10H57V12H59L58 15H57V17H56V20H57L58 22H60V23H61V21H62V22L67 21V22H68V20H69V22H68L67 27H66L67 29H66L64 26H63V27H64L65 29H62L63 27L61 28L60 26H56V27L53 29L52 34H50L49 36H51L52 38H57V37H59L60 39H62L63 36L61 37L60 35H61V34L63 35V31H64V30H66V31L68 30L67 33H66V31L64 32V35H65V36L63 37L66 41H63L64 39H62V40L60 41L61 43H58L59 39L57 38V41H56L57 43L55 44V45H58V46H59V44H60V46H63V49H62L60 46H59V48H58V46H57L58 49H56V48H55V49H51V50L49 49V50H50V51H48V55L50 54L49 57H48V55L45 56L47 59H45L44 57H43L44 60H42L43 58H42V59H40V58H39V59H36L37 61L40 60L39 63H38L36 60L34 61V62H37L36 65L33 64V63H31V62H33V61H30V64H31V66H32L31 68H29V67H30V64L27 63L26 60H23L24 62H23L22 60H20V62H21V63H20L19 61L17 62V60L15 59L16 62H15V60H14L13 63H12V60H13V59H11V61H10V60H3V58L5 59V56H4V57L0 60V62H1V63H0V69H2V70H0V71L2 72V73H1V76H3V74H4V76L6 77V82H3V81H5V80H3L5 77H2L3 79L0 78L1 80H3L1 83H2V84H4V83L6 84V83H7V85H8V83H9V82H8V81H9L8 78H11L10 76H11V74H13L14 72H15V73H14L15 75L19 73V74H18V77H19V75H20V76H23V75H21V73H20L21 70H17V71H15L16 69H14V71H13L14 66H13V68H12V65H11V64H14V65H15V64H18V63H19V64L21 65L22 68L20 67L19 64H18L19 66L16 65L15 67L18 66V68L23 69L22 72H23V71H24V72H28V70L30 71V69H34V70H35V68H36L37 65H39V64H41L42 66H43V64H44V67H45V66H46V67L49 66V68L52 67V68H51L52 70H53V68H54V70H53V72H52L53 74H51V72H50V76H48L49 74H46L47 70H44L46 67L44 68V67L41 66L42 69H43V70H42V69L39 67V66H40V65H39V66H38L39 68L37 67L38 70H37V69H36L37 71L35 70L36 72L33 71V70H31V71L35 74V76H34L33 73H29V72H28V74L25 73V76L21 77L22 79L25 78V77L28 79V77H30V75H31L30 78H32L33 76H34V77H38V78L40 77V78H39L40 80H42L44 77H48V78H47L48 81H49V79H51V78L53 77V80H52L53 82L51 83V80H50L49 83H48L47 79L44 78L46 81L43 80V86H42V87H44V88H41V92H40L41 94H40V93H39V94H38V93H36V94L33 93L36 97H35L33 94H30V96H28V97H31V99L34 100V102H38V101H40V98H39V100H37V99H38L37 94H38L39 97H41L42 100L46 101V102L44 103V102L41 100V102L43 103V104L41 103V104L43 105V107H41V109H43V110H40V109H39V111H38V107H37V109H36L34 106L30 107L31 109H30L29 107H28V108L26 107V108H24V110H22V111L20 112V114H22V112L26 110L25 113H26V117H27V115H28L29 113L34 112L35 114L32 113V114L28 115V117L31 116V115H33V116L35 115V116H34L35 118H34V117H30V118H34V120H35L36 117H37V113H39V114H40L41 116H43L44 118H45L46 115H50V116L52 117L53 113L57 112L56 109L59 108V106H60V111H61V112L58 111V113H59L60 115H62L63 112H64L63 114H68V113L66 112V111H67L66 105L68 104L69 101H72L74 98H76V99H74V100L72 101V104H73V106L76 105L77 108L80 107V110H79V108L76 109V111H78V113H79L80 115H79V114L77 115L76 112H75V113H76V115H75L74 112L72 113L71 111H70L69 113H70V114L72 113V115L74 114V116H77V117L80 116L79 118H80L81 121H83L84 118H85V117H84V116H85L84 114H87V113H85V112H88V114H90L89 116H92V117H93V116L98 117V118H95V119H97L98 121H97V120L95 121V119H93V120H94V123H95V122H96V123L99 122V123H98V124H99V127H97L98 124L96 125V123H95V124L93 123L92 126L94 127V125H96L97 128H94V129L92 128V129H90L88 135H92V137H96V136L98 135V134H97L98 132H100L101 135H102V132L104 131L103 134H105V136H103V135L100 136V133H99L98 137L101 138L100 141H101L102 144H104L105 146L103 145V148L101 147L102 144H101V142L99 141V138H98V137H97L98 139H97L96 142H95V143L97 144V145H96V146H97L96 149H98V148L100 147L99 149L102 150V151H100V153L106 152V153H104V155L107 154L108 157H109V158L107 159V161H106V158H107V157H103V155H101V156H102L101 158H104V159H105V160L103 161V163H104V164H105L106 162H110V163H111V164L106 163V164H107L106 166L108 167V165H110L112 168H111L110 166H109V168H107L106 166H104L105 168L101 166V170H102V173H104V176H105V174H107L106 176H108V175H109V176H113V175L115 176L116 174H113V175H112L111 173H115V172H116L117 175H118L119 173L121 174V176H118V178H120V179H121V178H124V177H126V175L123 176V174H126V173H127V175H128V171H127L128 167H130V168L128 169L129 171L131 170V172H133V171L136 169V171H134V173H137V175H138L139 173H140V175H143L144 170H143L142 168H145V166H148V167H149V168H148V167L145 168V169H146V170H145V174H146L147 172H148L147 174H149V172H151V171L153 172V170L155 171L156 167H157L158 165H161V163H163L164 160H165V159L162 160L163 158H165L164 156L161 157V155L157 154L155 151H153L152 147H150V146H152V145L154 144V142H152V141H155V144H156L157 146H160V147L163 145V143H162V145H161L160 142H163V141H164V140H163V141H160L161 138H162L160 133H159V134H160V137H161V138H160V137H156V136H159V134L157 135V133H156L158 130H157L156 132H153V131H152L153 128L155 129V128H157V126L160 125L158 128L161 129V128H164L166 124H169V125H172L173 128L175 127V128L173 129V132H175V130H177V132H179V131L181 130L182 127H183V128H182L183 131L181 130L180 132H183V133H185L184 130H186L187 132H189V131H193V130H194V131H195V132L193 131L194 134L196 133V134H195L196 139H197L196 141H198V139H199L198 142H195V145H196V143H198V144H197L198 146H196V147H200V145H201L200 143H202V140H201V139L203 138V136H206V132H207V131H205V130L200 131V129L198 128V127H200V126H197V125H199V123H198L199 121H198L197 119H196V120H197V121H196V120H195V117H194L193 115H191V116H189L190 114L188 115V112H189V110H187L188 108H185L184 110H183V109H180V110H179V108L176 109V107L173 106L174 104H176V103H178V102L181 103L182 100H180V101H178V102H176V103L173 102V96H174V94H175L174 92H177V89H176L177 86H175V85L172 83V81H170V83L166 86L165 91H164V92H166V91L170 92V93L166 92L167 95L165 94V95H166V98H165V102H166V104H165V105L168 106L169 102L172 101L171 104H169L170 106H168V107H166V108L169 110V109H173V107H174V110H173V111L170 110V111L173 112V114L170 113V115H169L170 118H171V116H172V118L170 119V121L168 122L169 117H168L167 121H166L162 116H161L162 118L159 117L158 115H159L160 113L156 114V115H157V118L155 119L154 116H153V115H155V114H153L154 111H152V108H151V107H149V108H151V109H149V108H148V109L151 110L152 112H151V111H148L147 107H148V106H151V103H150V101H148V100H146V99H149V100L152 101V98H153V97H150L149 95H151V94L153 95V93L156 92V91H154V90H157V89H156V87H157V84H156V78L154 77V75H155V74H154V73H155L154 71H157V70H160V69H164V68H165V69H170V70H171V74H173V73L175 72V71H174L175 68H172V69H171V68L165 67L164 65H160V64H156L158 67H156V65H154L153 67L144 68V67L141 66V65L134 64L132 59H127V60H126V59H123V58H122L123 60H122V59H118V60H116V59L112 58L111 56L114 55V51H113V50H114V48H115V47H114V44H113L112 42H113L115 36H118V35H119V34H116V33H117V31L120 29V26H119V25H120V24H119V23H120V19H121L122 17L128 15V13L130 12V10L133 8V2H131V1H133V0H129V1H128V0H120V1H119V0H114V1H113V0H108V1H107V0H100ZM104 1H105L106 3H107V2H108V3L106 4ZM109 1H110V2H109ZM112 1L115 2V3L113 4ZM118 1H119V2H118ZM121 1H123V2H121ZM235 1H236V2H235ZM94 2H95L96 4H95ZM98 2H99V4H98ZM128 2H129V3H128ZM255 2H256V0H248V1L245 0V5H247V6H248V5H253ZM261 2L264 4V0H262ZM101 3H102V4H101ZM103 3H104L105 6H107L109 3H111V4H109L107 7H105V6L103 5ZM246 3H247V4H246ZM76 4H75V6H76ZM84 4H85V5H84ZM90 4H92V5L90 6ZM115 4H116V5H115ZM124 4H126V5L129 4V6L127 7V6H125ZM231 4H232V7H234V10H235V9L237 10V7H238L237 12H236V11H233V9H231V12H228V13L224 14V15L222 16V18H228V17H229L230 19H231V18H234V19H233V20L231 19L230 21H227V23H226V22H224V21L220 22L218 16H217V19H216V20H213V19H214V16H213V17H212V21H214V22H213L214 25H213V27L210 26L211 31H217V30H219V31H222L223 33L226 32L225 34L227 35V33H229L230 31H232L233 29H236V28H237V26H236V25L238 24L237 22H239V23L241 22L240 19H239V17L241 16V14L243 15V13H246V12L243 11V10H241V8H240V6H239L237 0H233V1L231 2ZM94 5H95V6H94ZM98 5H99V7H98ZM110 5H111V6H110ZM113 5H114V6H113ZM117 5H118V6H117ZM85 6H86V8H85ZM93 6H94V7H93ZM103 6H104V8H103ZM121 6H122V7H121ZM50 7H51V6H50ZM81 7H82V8H81ZM90 7H91V8H90ZM92 7H93V8H92ZM115 7H116V8H115ZM80 8H81L82 10H81ZM94 8H95V9H94ZM97 8H98V9H97ZM109 8H110V9H109ZM114 8H115V9H114ZM120 8H121V10H120ZM123 8H124V9H123ZM89 9H90V10H89ZM100 9H101V10H100ZM102 9H103L104 11H103ZM117 9H118V11H117ZM93 10H94V11H93ZM95 10H96L97 12L99 11L100 13H102V17H103V18L101 17V14L98 15V14L95 12ZM108 10H109V11H108ZM110 10H111L112 13L110 12ZM119 10H120V11H119ZM122 10H123V11H122ZM92 11H93V12H92ZM114 11H115L116 13H115ZM125 11H126L127 13H126ZM99 12H98V13H99ZM106 12H107V13H106ZM113 12H114V13H113ZM123 12H124V13H123ZM86 13H87V14H86ZM103 13H104V15H103ZM108 13H109V14H108ZM110 13H111L112 15H111ZM95 14L97 15L96 18L98 17L97 19H96L95 16H94ZM106 14H107V15H106ZM113 14H114V17H113ZM83 15H84V17H83ZM85 15H87V16H89V17H87V16H85ZM117 15H118V16H117ZM250 15H251V14H250ZM250 15H249V16H250ZM80 16H82L83 19H82V17H80ZM93 16H94V17H93ZM104 16H105V17H104ZM107 16H108V17H107ZM111 16H112V18H111ZM71 17H72V18H71ZM76 17H77V18H76ZM78 17H79V18H78ZM92 17H93V18H92ZM99 17H101V18H99ZM106 17H107V18H106ZM73 18H74V19H73ZM113 18H115L116 20L113 19ZM76 19H77V20H76ZM80 19H81V20H80ZM87 19H88V21H87ZM94 19H95V20H94ZM99 19L101 20V22H97V21H100ZM105 19H106V21H109V22H106ZM109 19H111L112 21L109 20ZM74 20H75V21H74ZM79 20L81 21V23H80ZM82 20H84V21L82 22ZM73 21L76 22V23H74ZM89 21H91V22H93V23H95V24H92V23L89 22ZM102 21H103L104 26L101 24ZM104 21H105V22H104ZM117 21H118V22H117ZM217 21H219V22H217ZM110 22H111V24H110ZM116 22H117V23H116ZM86 23H88V25H87ZM229 23H230V24H229ZM61 24H62V23H61ZM69 24H70V26H69ZM72 24H73V29L71 28ZM74 24H75V26H74ZM96 24H97L98 26H97ZM113 24H114V25H113ZM115 24H117V25H115ZM118 24H119V25H118ZM228 24H229V26H227ZM76 25H78V26H76ZM79 25H80L81 27H83V28H84V27L86 28V27L88 26V28H86V29L84 28V30H83V28H81ZM83 25H84V26H83ZM93 25H96V26H94L95 28L97 27V28H96V33H95V28L92 27ZM89 26H90V27H89ZM108 26H109V27H108ZM110 26H111V27H110ZM116 26H118V27H116ZM239 26H240V25H239ZM68 27H70V28L68 29ZM98 27H99V28H98ZM100 27H102V28H100ZM114 27H115V28H114ZM75 28H79V29H76V30H75ZM107 28H108V29H107ZM111 28H112V29H111ZM116 28H117V29H116ZM231 28H233V29L231 30ZM71 29H72V30H71ZM89 29H90V30L92 29L93 31H92V30L90 31ZM97 29H102V30H98V31H97ZM110 29H111V30H110ZM78 30H80V31L78 32ZM105 30H106V31H105ZM61 31H62V32H61ZM71 31H72V32H73V31H74V32L76 31V32H75L76 35L74 34V32L71 33ZM81 31H83L84 33L81 32ZM100 31H101V32H100ZM109 31H111V32H109ZM112 31H113V32H112ZM68 32H69V33H68ZM85 32H86V33H85ZM87 32H88V34H87ZM91 32H92V34H90ZM93 32H94V33H93ZM99 32H100V33H99ZM108 32H109V33H108ZM60 33H61V34H60ZM70 33H71L72 36L70 35ZM77 33H79V34H77ZM81 33H82V36L80 35ZM106 33H108V34H106ZM113 33H114L115 35H113ZM236 33H238V31H237ZM66 34H69V36H68V35L66 36ZM73 34H74V35H73ZM102 34H103V35H102ZM105 34H106V35H105ZM111 34H112V35H111ZM78 35H79V36H78ZM84 35H86V36H84ZM92 35H93V36H92ZM74 36H75V37L78 36V37H76V38H78V39H81V38L84 36L83 39H84L85 41L82 40V39H81L82 41H81V40H78V39L76 40V39L73 38ZM111 36H112V37H111ZM65 37H69V38H67L69 41H68ZM70 37H72V38H71V41L74 40V41H72V43H71V41H70ZM79 37H81V38H79ZM86 37H87V38H86ZM89 37H90V38H89ZM109 37H111V38H109ZM209 37H210V35L206 36L205 39H203L205 43H209V40H210ZM92 38H93V39H92ZM100 38H102V39H100ZM91 39H92V42H91ZM95 39H96V40H95ZM99 39H100L101 41H100ZM106 39H107V41H106ZM110 39H111V40H110ZM75 40H76V41H79L80 44H81V42H82V43L85 45V47H86V48L88 47V48L85 49L84 46L78 44V42H75ZM97 40H98V41H97ZM80 41H81V42H80ZM104 41H106V42H104ZM108 41H109V42H108ZM63 42H67V43H66L67 45L65 44V46H64ZM69 42H70L71 44H69ZM73 42H75L74 46H75V47L77 46V48H75V47L72 45ZM107 42H108V43H107ZM76 43H77L79 46H78ZM88 43H89V44H88ZM61 44H62V45H61ZM91 44L94 45L95 48H94ZM69 45H70V46H69ZM86 45H87V46H86ZM89 45H90V47H89ZM97 46H98V47H97ZM103 46H104V47H103ZM55 47H56V46H55ZM70 47H71V48L74 47L75 49H74V48H73V49L75 50V52H74L73 49H70ZM91 47H92V48H91ZM53 48H54V47H53ZM60 48H61V49H60ZM80 48H81V50H82V51H81L82 54H80V52H79V51H80ZM82 48H84V49H82ZM102 48L105 50L106 53L104 52V50H103ZM59 49H60V53H61L63 56L59 53ZM66 49H68V50H70V51L72 50V51H71V52H70V51L67 52ZM76 49H77V50H76ZM78 49H79V50H78ZM89 49H90V51H89ZM93 49H94V50H93ZM100 49H101V50H100ZM108 49H109V50H108ZM55 50H56V56H55V54H53V52L55 53ZM62 50H64V52H62ZM84 50H86V51L84 52ZM87 50H88V51H87ZM92 50L95 52V53L93 52V53H94L93 55H96V53H97L96 56H93V55H92ZM95 50H96V51H95ZM97 50H99L100 52L97 51ZM52 51H53V52H52ZM57 51H58V52H57ZM76 51H77V54H76ZM51 52H52V53H51ZM65 52H67V53H65ZM89 52H90V54H89ZM98 52H99V54H98ZM102 52H103V53H102ZM107 52H108V53H107ZM68 53H69L70 56L68 55ZM83 53H84V55H83ZM119 53H120V54H119ZM126 53H127V50H120V51L118 52L119 55H125ZM58 54H60V56H58ZM66 54H67V55H66ZM71 54H72V55H71ZM109 54H110V55H109ZM51 55H52V57L50 58ZM64 55H65V58L68 60V64H67V60L64 59ZM73 55H74V56L76 55L75 58H74V57H71V56H73ZM79 55H80V56H79ZM87 55H88V56H87ZM90 55H91V56H90ZM98 55H99V56H98ZM103 55H104V56H103ZM108 55H109V56H108ZM53 56H55V58H54ZM66 56H67L69 59H70V58H71V59L74 58V59H72L74 62L71 60L73 64H72V63H69V62H71V61H70ZM77 56H78V57H77ZM83 56H85V57H83ZM89 56H90V57H89ZM76 57L79 58L80 60L78 59V61H77V58H76ZM87 57H88V59H87ZM107 57H109V58L111 57V58L109 59V58H107ZM253 57H254V56H253ZM48 58H49V59H48ZM56 58H57V59L60 58V59L57 60ZM82 58H83V59H82ZM99 58H100V59H99ZM104 58H105V59H104ZM106 58H107V59H106ZM256 58H257V59L254 58V59L250 60V62H249V64H250L251 66H248V67H249L250 70L252 71V72L249 71V74H250L251 76L248 74V76L252 77V78L248 77V79H249L248 81H249V82H251V81H252L253 79H255V78L258 79L259 76H261V75L263 74L262 71L264 72V62H263L264 59L262 60L261 57H256ZM6 59H7V58H6ZM50 59L53 60V62H51ZM54 59H55V60H54ZM81 59H82V60H81ZM85 59H86V60H85ZM94 59H95V60H94ZM98 59H99V60H98ZM101 59H102V60H101ZM258 59H259V60L261 59V61H259ZM41 60H42V61H41ZM45 60H46L47 63L44 62ZM63 60H65V61H63ZM89 60H90V61H89ZM91 60H92V61H91ZM104 60H105V61H104ZM112 60H113V61H112ZM2 61H3V62H2ZM7 61H10V62H7ZM49 61H50L51 63H50ZM55 61H56V62H55ZM57 61H60V62L63 61V62H65V64L62 62L63 64L61 63L62 65H60V63H59V62L57 63ZM76 61H77V62H76ZM119 61H120V62H119ZM251 61H255V62H252V63H251ZM4 62H6V63H4ZM22 62H23V65H24V63H26V66H27V67H26V66L24 67V66L22 65ZM28 62H29V61H28ZM41 62H42V63H41ZM43 62H44V63H43ZM48 62L50 63V65H48ZM54 62L57 64V66H56V64H54ZM80 62H81V63H80ZM82 62H83V63H82ZM88 62H89V63H88ZM91 62H92V63H91ZM93 62H94V63H93ZM95 62H96V63H95ZM97 62L100 63V64H102V65H100V64L98 65ZM104 62H105V63H104ZM115 62L118 63V64L116 65ZM258 62H259L260 64H259ZM261 62H263V63L261 64ZM7 63H10V64H7ZM45 63H46L47 65H45ZM77 63H78V64H77ZM86 63H87V64H86ZM106 63H108L109 65L106 64ZM111 63H112V65H111ZM114 63H115V65H116L117 67L114 65ZM119 63H121V64H120V68L118 67V66H119ZM256 63H257V64H256ZM51 64H52V65H51ZM69 64H72V65H71V66H72V70L70 69V65H69ZM79 64H82V65H79ZM90 64H92V65H90ZM94 64H96V65H94ZM103 64H104V65H103ZM4 65H5V66H4ZM7 65H8V66H7ZM28 65H29V66H28ZM33 65H35L34 68H33ZM54 65H55L57 68L53 67ZM63 65H64V66L66 65L65 67H67V68H65ZM68 65H69V66H68ZM87 65H89L90 68H89ZM105 65H106V67H107V65H108L110 68L113 67L112 69H113V70L115 69V71H117V74H116V72H114L113 70H112V72H110V71L105 72V71L102 70V69H101V71H98V70H100V68H101L102 66H105ZM110 65H111V66H110ZM134 65H135V66H134ZM259 65H261V66H259ZM3 66H4L5 68H4ZM9 66H10L12 69H11ZM59 66L61 67L60 69H58ZM96 66H97V67H96ZM132 66H133V68H132ZM163 66H164V67H163ZM256 66H257V68H255ZM1 67H2V68H1ZM6 67H7V68L9 67L10 69H9V68L7 69ZM73 67H74L76 70L73 69ZM78 67H79V68H78ZM82 67H83V68H82ZM84 67H85L86 69H85ZM99 67H100V68H99ZM109 67H108V68H109ZM134 67H135L136 69H135ZM137 67H138V68H137ZM154 67H155V68H154ZM252 67H253V68H252ZM261 67H263V68H261ZM26 68H28L27 71H25ZM68 68H69V69H68ZM77 68H78V69H77ZM87 68H89V69H87ZM91 68H92V69H91ZM93 68H94V69H93ZM96 68H97V69H96ZM98 68H99V69H98ZM122 68H123V69H122ZM124 68H125V70H124ZM159 68H160V69H159ZM249 68H248V69H249ZM251 68H252L253 70H252ZM3 69H4V71H3ZM6 69H7V70H6ZM24 69H25V70H24ZM39 69H40V71H41L40 74H39ZM46 69H48V68H46ZM51 69H48V72H47V73H49V71H52ZM55 69H57V71L59 70V72H62L63 74H62V73L59 74ZM65 69L68 70V71H67L68 73L66 72ZM151 69H152V70H151ZM257 69H258V70H257ZM259 69H260V73H259ZM262 69H263V70H262ZM10 70H11V71H10ZM64 70H65V74H64V72H63ZM78 70L80 71V74H79V71H78ZM82 70H84V72H83ZM85 70H86L87 72H85ZM94 70H95V71H94ZM139 70H140V71H139ZM170 70H169V71H170ZM6 71H7V72H6ZM18 71H19V72H18ZM43 71H44V74L47 75V76H44V75H43ZM54 71H55V73H54ZM69 71H71V72L73 71L72 74L69 73ZM75 71H76V72H75ZM77 71H78V72H77ZM92 71H93V74H92ZM120 71H121V72H120ZM123 71H124V73H123ZM125 71H126V72H125ZM128 71H130L131 74H130ZM148 71H149L150 73H148ZM254 71H257V72H254ZM3 72H5V73H3ZM11 72H12V73H11ZM56 72H57V73H56ZM81 72H83V74H82ZM98 72H99L100 74H99ZM101 72H102V74H105V76L107 75L108 78L105 77L104 75H102ZM103 72H104V73H103ZM146 72H147V73H146ZM151 72H152V73H151ZM6 73L10 74V76L7 77L8 74H6ZM37 73H38V74H37ZM74 73H76V74H74ZM89 73H90V74H89ZM94 73H95L96 75H94ZM119 73H120V74H119ZM254 73H256V74H254ZM257 73H259V74L257 75ZM5 74H6V75H5ZM14 74H13V76H12L11 79L17 78V75L14 76ZM23 74H24V73H23ZM36 74H37V75H36ZM41 74H42L43 77H41ZM55 74H56V75L59 74V75H58L59 78H60V76H62V77H64V78L61 77L62 79H58V77H55ZM67 74H69L68 77L71 76L72 80H71L70 78H67ZM86 74H87V76H86ZM109 74H110V76H109ZM113 74H114V76H113ZM126 74H127V75H126ZM133 74H134V75H133ZM148 74H149V75H148ZM252 74H254V75H252ZM51 75H53V76H51ZM76 75H77V76H76ZM78 75H79V76H78ZM88 75H89V76L94 75V76L97 77V79H98V77H100V78H101V79L99 78V81H100V82H99V81H95V80H97V79H95V80H94L95 83H94L93 81H91V79H88V78H90ZM111 75H112V76H111ZM124 75H126V76H124ZM138 75H139V76H138ZM152 75H153V77L155 78V79H154L155 81H154V80L151 81V80L153 79ZM81 76H82V77H81ZM115 76H116L118 79H117ZM118 76H119V77H118ZM130 76H131V77H130ZM145 76H147V78H146ZM253 76H254V77H253ZM255 76H256V77H255ZM13 77H14V78H13ZM54 77H55V78H54ZM76 77H78V78H80V77H81V78H85V79H86V82L84 83V81L79 80V79L76 78ZM102 77H103V78H102ZM113 77L116 78V79H114ZM133 77H134V78H133ZM149 77H152V78H149ZM19 78H20V77H19ZM19 78H17L18 81H15L16 79H14V80H12L11 82L14 81V82H17V84H18L19 81H21V80H20L21 78H20V79H19ZM26 78H25V79H26ZM38 78H35L34 80L37 81ZM65 78H66V79H65ZM74 78H75L76 80H75ZM81 78H80V79H81ZM110 78H111V79H110ZM119 78H121V79H119ZM128 78H130V80H129ZM131 78H133V79L131 80ZM136 78H139V80L136 79ZM140 78H141V79H140ZM39 79H38L37 82H38V84H41V85H42V81H39ZM63 79H65L66 82H67V80H69V83L67 82V84H66L65 80H63ZM109 79H110V81H109ZM124 79H126V80H124ZM127 79H128V81H127ZM1 80H0V81H1ZM7 80H8V81H7ZM34 80H33V82H35ZM55 80H57V82L59 81L60 84L55 83V82H56ZM60 80H61V82L64 81V82H62V85H64L65 87L61 85ZM73 80H74V81H73ZM78 80H79V81H82V84L84 83L83 86H82V84H80V82H79ZM87 80H89V81H87ZM104 80H105V81H104ZM115 80H116V81H115ZM117 80H118V81H117ZM146 80H147V81H146ZM148 80H149V82H148ZM71 81L74 82V84H73ZM103 81H104V82H103ZM106 81H107L108 85H111V84L113 83L115 86H114L113 84H112V86H114V87H112V86H108L107 84H105V86H106V87H105L103 84L106 83ZM112 81H114V82H112ZM120 81H121V82H120ZM125 81H126V82H125ZM129 81H130V82H129ZM138 81H139V83H138ZM11 82H10V83H11ZM37 82H36V84H37ZM46 82L48 83V86H47V87H48L50 90H48V88L44 86V85H46ZM92 82H93V83H92ZM98 82L101 83L102 85H100ZM115 82H118L119 84H118V83H115ZM144 82H145V83H144ZM146 82H147V83H146ZM1 83H0V84H1ZM10 83H9V84H10ZM44 83H45V84H44ZM50 83H51V84H50ZM70 83L73 84V85H70ZM78 83L80 84V87H81V88H79ZM137 83H138V84H137ZM2 84L0 85V89H1V90H0V93H2L1 91L4 90V89H2V88L5 86V85L2 86ZM12 84H14V83H11V85H12ZM15 84H16V83H15ZM52 84H53V85H52ZM65 84H66V85H65ZM68 84H69L70 86H68ZM87 84H88V86H87ZM90 84H91V86H89ZM97 84H98V85H97ZM116 84H118L117 87H116ZM120 84H122V85H120ZM139 84H140V85H139ZM141 84H142V86L146 87L145 89H147V90H145V89L141 86ZM144 84H145V85H144ZM150 84H151V86H153V87L155 86L154 88L152 87L153 91H152L151 88H149V85H150ZM152 84H153V85H152ZM155 84H156V85H155ZM54 85H55V86H54ZM57 85H58V86H57ZM59 85L62 86V87H60ZM93 85H94V86H93ZM123 85H124V86H123ZM136 85H138V86H136ZM173 85H174V86H173ZM52 86H53V87H52ZM66 86H68V87H70V88H68V87H66ZM72 86H73V88H71ZM74 86H75V87H74ZM84 86H85V87H84ZM96 86H98V87H96ZM99 86H101V87H99ZM120 86H121V88H120ZM125 86H126V87H125ZM131 86H133V87L135 86V87L137 88L138 91L142 88V89H141V90H142V93H140V92H136V91H137L136 88H135V87H134L135 89H134V88H131ZM147 86H148V87H147ZM151 86H150V87H151ZM168 86H169V87H168ZM1 87H2V88H1ZM76 87H77V88H76ZM86 87H87V88H86ZM90 87H91V90H90ZM102 87H103V88H102ZM111 87H112V88H111ZM123 87H124L126 90H125ZM127 87H129V89H127ZM140 87H141V88H140ZM45 88H46V90H45ZM51 88H54V89H55V88H56V89L58 88V91L53 89V91H55V92H52V89H51ZM60 88H61V89H60ZM75 88H76V90H79V89H80V91H79L80 93H79L78 91H77V92H78V93H77L76 90H75ZM95 88H96V89H95ZM100 88H101L102 90H101ZM104 88H106V89H104ZM168 88H169L170 90H169ZM171 88H172V89H171ZM59 89H60V91H59ZM63 89H65V93H61V92H63ZM70 89H72V90L74 89L73 91H75L76 94L79 95V96L77 97V95H76L72 90H70ZM84 89H85V90H84ZM87 89H88V90H87ZM99 89L102 91V92H101L102 94H101L100 92H98V94H99V93H100V94L97 95V93H95V92H96V91H100ZM103 89H104L105 91L108 89V92H105ZM109 89H112V90L110 91ZM116 89H117V90L120 89V92L117 91V93L114 95V92H116ZM133 89H134V90H133ZM150 89H151V90H150ZM174 89H175L176 91H175ZM43 90H44V92H42ZM66 90H67V91H66ZM95 90H96V91H95ZM113 90H114V91H113ZM121 90H122V92H121ZM124 90L126 91V93H124ZM129 90H130L131 93H129ZM135 90H136V91H135ZM141 90H140V91H141ZM46 91H47V92L50 91V93H56V92H57V93H56L57 96H56L55 94H54L55 96H54L53 94H49V93H47ZM69 91H70V92H69ZM84 91H85V92H84ZM91 91H93V92H91ZM103 91L105 92V96H104ZM109 91H110V93L112 92L113 94L111 93V95H110ZM132 91H135V92H132ZM143 91H145L146 93L143 92ZM171 91H172V93H173V94H172V95H173L172 97H171ZM4 92H5V94H6V91H5V90H4ZM68 92H69L71 95H72V94L75 95V96H73V95L71 96V100L69 99V98H70V95H69ZM72 92H73V93H72ZM81 92H82V93H81ZM83 92H84L85 94H86V92H87V95L89 96V99L87 98V97H88L87 95L84 96L85 94H84ZM88 92H89V93H88ZM90 92H91V93H90ZM127 92H128V93H127ZM147 92H151V93H147ZM59 93H61V96H60ZM92 93L94 94V96H93ZM121 93H123V95H122ZM132 93H133V94H132ZM135 93L137 94V96H136ZM138 93H140V94H138ZM44 94H45L46 97L48 96L47 98H49V99H50V97H51L52 101H51V99H50V101H49V99L47 100V98L44 96ZM48 94H49L50 96H49ZM83 94H84V95H83ZM90 94H92V95H90ZM119 94L122 95L123 100H122V98H121V96H120ZM124 94H125L126 96H124ZM127 94H131V96L133 97L132 100L136 97V98H135L136 100H135V99L133 100L134 103L131 102V99H130L131 96L129 97V95L127 96ZM3 95H4V94H3ZM31 95H33V96H31ZM41 95H43V96H41ZM58 95H59V96H58ZM66 95H67V96L69 95V97H66ZM95 95H97V98H98V99L96 98ZM100 95L102 96V97H101V98H102L101 101H100L101 98L99 99ZM107 95H110V97L115 98V99H112V98H110V97L107 96ZM112 95H113V96H112ZM117 95H119V97H117ZM143 95H144V96L147 95V97H143ZM152 95H151V96H152ZM168 95H170V97H169ZM4 96H5V95H4ZM52 96H53L54 99L52 98ZM83 96H84V98H85L86 100H88V101H86V100L83 99V98H79V97H83ZM91 96H92V97H91ZM103 96H104V97L107 96V97H106L107 99L109 98V100L112 99V100H114V101H112V100H110V101H109V100H106V98H104ZM115 96H116V97H115ZM141 96L143 97V99H144L146 102L148 101V102L150 103V105H149V103L147 102V104L145 103V104H143V105L141 106V104L144 103V100L142 99ZM148 96H149L151 99H150ZM32 97H33V98H32ZM42 97H43V98H42ZM55 97H56V99H55ZM57 97H59V98H57ZM64 97L67 98V100L65 99L66 101L64 100ZM73 97H74V98H73ZM90 97H91V98H90ZM94 97H95L96 99H95ZM139 97H141V99H139ZM167 97H169V98H168V101H167ZM34 98H36L37 101H36ZM44 98H45V99H44ZM61 98H62L63 100H62ZM77 98H78V99H77ZM93 98H94V99H93ZM103 98L107 101V103H104L105 100H104ZM119 98H120V99H119ZM126 98H127V100H128V98L130 99V102L132 103V105H131V107H129L130 103H126V106H127V107L125 106V109H124L125 102H129V101L126 100ZM145 98H146V99H145ZM171 98H172V99H171ZM31 99H28V100L31 101V102H33ZM80 99H82V100H80ZM68 100H69V101H68ZM78 100L80 101L79 104L76 103V101L79 102ZM84 100H85L87 103H86V102L84 103ZM91 100H92L93 103L91 102V104H90L89 101H91ZM103 100H104V101H103ZM119 100H120V101H119ZM137 100H138V101H137ZM139 100H140V101H139ZM53 101H54V103H53ZM61 101H63V102L60 103ZM82 101H83V102H82ZM108 101H109V104H108ZM124 101H125V102H124ZM136 101H137V102H136ZM64 102H65L66 105L64 104ZM110 102H112V103H110ZM139 102H142V103L140 104ZM167 102H168V104H167ZM46 103H47V104H46ZM50 103H51V104H50ZM59 103H60V104H59ZM69 103H70V102H69ZM81 103H82V105L84 104L83 106H85V107H83L82 105H80ZM88 103H89V104H88ZM101 103H103V104H101ZM123 103H124V104H123ZM135 103H136V104H135ZM138 103H139V105L137 106ZM61 104H64V105H61ZM85 104H86V105H85ZM87 104L89 105V107H91V108H90V111L88 110L89 107H88ZM105 104L108 105L107 108L100 109V107H103V106L106 107ZM112 104H113V105H112ZM120 104L123 105V109H122V106H121ZM134 104H135V105H134ZM56 105H59V106H56ZM79 105H80V106H79ZM101 105H103V106H101ZM109 105H110V106H109ZM133 105H134V106H133ZM144 105H145V106H144ZM147 105H148V106H147ZM178 105H179V103L176 104V106H178ZM44 106H45V108H44ZM46 106H47V107H46ZM51 106H52V107H51ZM63 106H65V107H63ZM76 106L74 107V110H75ZM81 106H82V107H81ZM92 106H93V107H92ZM116 106H118V108H117ZM132 106H133V107H132ZM135 106H137V107H139V108H137V110H136V107H135ZM140 106H141L143 109H142ZM143 106H144V107H143ZM108 107H110V108H109L110 110L108 109ZM111 107H112V108H111ZM119 107H121V108H119ZM128 107H129L130 109L132 108V109L135 110V111H133L132 109H131V110H128V109H129ZM170 107H171V108H170ZM34 108L36 109V112H35ZM39 108H40V106H39ZM51 108H54V110H52ZM55 108H56V109H55ZM61 108H63V110H61ZM82 108H83V110H81ZM85 108H86V111H85ZM126 108H128V109H126ZM140 108H141L142 110H138V109H140ZM28 109H29V110H28ZM44 109H45V111H44ZM47 109H48V110L50 109V113H51L52 111H53V113L50 114L49 111H48ZM64 109H65V110H64ZM104 109H105V111H104ZM106 109H108V110H106ZM117 109H119V110H117ZM121 109L124 110V111L127 110L126 113L129 112V114H126V113H125L124 111H122ZM27 110H28V111H27ZM32 110H33V111H32ZM46 110H47L48 112H46ZM58 110H59V109H58ZM87 110H88V111H87ZM96 110H100L101 113H100L99 111H97V114H96V113H95ZM101 110H102L103 112H102ZM120 110L122 111V113H119ZM143 110L146 112V114H145V112H144L145 116L143 115L145 118L141 116V115H142L141 113H143ZM177 110H178V111H177ZM31 111H32V112H31ZM43 111L46 112V113H45V116H44V114H41V113H40V112L43 113ZM80 111H81V112L84 111V114H81ZM112 111H113V113H112ZM118 111H119V112H118ZM131 111H132V113H135V112L137 111L136 114H137L139 111H141V113H139L140 115H139V116L137 115V116H138V117H137L136 114H131ZM147 111H148V112H147ZM182 111H183V112L186 111V112L183 113ZM27 112H29V113H27ZM150 112H151V113H150ZM175 112H177L176 115H174ZM179 112H180V114H179ZM25 113L23 112L22 116H25ZM47 113H49V114H47ZM58 113H57V114L55 113L56 116H57V115L59 116ZM99 113H100V114H99ZM114 113H115V114H114ZM147 113H148V115L152 118V121H153V122H154V120L157 122V124L154 122V126L156 125L155 127H154L153 125L151 126V124H152L153 122H152V123L150 122V121H151V118L147 115ZM39 114H38V115H39ZM55 114H54V115H55ZM94 114H96L97 116L94 115ZM119 114H120V115H121V114H124V116H125L126 118L129 116V117H128L129 119H128V118H127L128 120H127V119H126V120L122 119V118H124L123 115H121V117H120V119H119V117H117V116H119ZM152 114H153V115H152ZM171 114H172V115H171ZM182 114H183V115H182ZM184 114H187V116H189V118H184V116H185ZM54 115H53V117H55ZM112 115H113V116H112ZM116 115H117V116H116ZM126 115H128V116H126ZM134 115H135L136 117H135ZM156 115H155V117H156ZM173 115H174L175 117H174ZM181 115H182L183 117H182ZM50 116H47V117L45 118V121L42 122V125L40 124L42 127H41L39 124H38V126H37L36 124L39 123L38 120L42 121V120L44 119L43 117H42L43 119H42V118H39L38 120H36L37 122H36V121H33V122H34V123L32 122L33 125H32V123H29V121H30L29 119H30V118L28 119V118H26V117H23V121H22V123H21L22 127L25 125V127H23V128H25L24 131H23V133H24V132L26 133V131H27V129H26L27 126H26V125H28V124H25V122H24V119H25V118L27 119V120L25 119V121H28V120H29L28 123H29V125L31 124V126H28L27 128H29V127L31 128V127H32L31 129H32V130L34 129V130L36 131V133H33V132H35V131L33 130V132H32L33 134H32V133H31L32 130H31L30 128L28 129V131L30 130V131H29L30 134L27 133V134H25V135H26V136H25L23 133H21V135H24V137H22V136L20 135V136H21V138H20V139H21V142H19V143H21V144L23 143V145H21V144H17L18 142L15 143V142H16V137L19 136V135H16V134L18 133L17 131L19 130V126L17 127L18 129L16 130V129H15V126L12 125L13 123L11 124V122H10L9 120H7L8 122H6V124H7V123H8V124H9V123L11 124V125L9 124L11 127L8 125V126L11 128V129H10V128L5 124V121H6V120L4 119L5 117H3V118L1 119L2 116L0 115V119L3 120V121L5 120V121H4L5 126H4V124L2 123V121L0 120V123L3 124V125H0V130L3 128V129H2L3 133H1V131H0V136L3 134L2 136L5 138L4 140L7 141V142H6L7 144L10 142V141H9V140H11L10 138L15 137V139L13 140L14 142L11 141L12 144H14L15 146H12V145H11V142H10V144H8L9 146L11 145L10 148H12L11 150H13V152H11L9 146H8L7 144H5V142H4V140H3V137H2V139H1V137H0V139H1L0 141H3V142H4V144H3V142H0V143H1L0 152L2 151V152L4 153V155H2V154H3L2 152L0 153V154L2 155V158H3V159L0 158V163H2V165H0V166H1V167H0V171L2 172V173L0 172V177L3 176V177H1V178H3V180L5 179L4 183H5V182H6V183H9V182H10L9 184H11V186H10L9 184H3V180L0 179V180H1L0 182H2V184L0 183V186L3 187V185H4L5 188H6V189H5V188L3 187L5 190L2 191V193H1V191H0V194H1V195H0V197H1V198H0V201L3 200V201L0 202V205H1L2 209L4 208V209L2 210L1 207H0V210H2V211H0V212L2 213V212L4 211L3 214L0 213V216H2L3 219H4V218L6 219V220L4 219V221L2 220L3 223H1V225L3 226V228L0 230V239H1V240H0V248L2 247V248L0 249V255H1L0 258L2 257L3 259L1 258L0 261L2 262V260H3V263H4V264H26V263L24 262V260H25L24 258H26L27 261H30V260H31L32 263H35V262H36L35 257L37 256V254H38V257H39V255H40V257H41V255H42L41 253H44V252H45L46 254L44 253V254L42 255V259H41L40 257H39V258H36V259H38V262H39L40 260H43V261L41 262V264H43L44 262H46L45 260L49 257V255H54V254L57 255L58 258H57L55 255H54V256H55V258H57L59 261H58L57 259H54L53 256H50V257H53V258H50V257H49V259H47V260H49V261H48L49 263H51V262L53 261V264H56L57 262H58L57 264H61V262H63L62 264H86V262H87V264H88V262L92 263V262H91L92 260H93V261L96 260V258L94 257V256H96V254L98 255V254H100V253H103L102 255H108V252H110L111 250H113V249L116 247V245L119 244V245H118L119 249L115 248V250H117V251H122V252H119V253H118L119 256H121V255H123L124 257H125V255L128 256V255H129V252L132 251V249L134 248L133 251H134V253H135V256H138V259H137V262H138V263H142V262L145 261V262H148L149 264H150V263L152 264L153 262H151V261H149V260L154 261V260H153V257H154V259L157 260V261H154L155 263H153V264H167V263H166V257H165V253H166L165 250H163V249H161V248H158V247H152V245L149 243V240H148L149 238L146 237V236H147V233H146L147 230L145 231V230H143V229L140 228V227H141V225H140L141 223H140V224H137V223L134 224V225L136 226V228H135V227H131V226H129V224L126 223L127 221L125 220V218H123V217L120 216V215H119V216H120L121 218H120L119 216H117V217H119L120 219H117L118 221L115 220V218H116V213H117V212H115V213L112 212V211H115V210H112L111 207H110V205H112V203H113V202H112V199H113V198H112V196H113V195H112L113 190H111V194H110L111 196L109 195L108 191L105 193V195H104V196H105L104 199L107 198V199H108L107 201L100 200V197H99V199H96V198L98 197V195H96V188H94V187H96V186H92V187H90L91 190H89V188H87L89 191L86 190V188H85L86 186L83 185V183L85 182V180H84V179L81 180V175L83 174V171H84L83 169H86V165H85V166L83 165L84 162H82V164H79L78 162H75V163L72 162L73 160H74V161H76V160H77V161H80V159H81L82 157H79L80 159H79V158L77 159V157H74V156H73L74 158L71 157V158L68 160V162L65 163V165H67V166H69V165L71 164V166H70V173H71V174H68L67 172H64L65 174L67 173L68 176L65 175V174H63V173L61 174V172H59L60 170H58V174H57L56 171H53V170H52V172L56 173V174H55L56 176H53V179H51V178H52V174H54V173L50 172L51 170H45V172H44V171H43V172L41 171L42 173H40V171L37 170L38 168H34V167L32 168V167H31V166H34L35 164H34L33 162H32L33 164L30 162V161L32 160V159H31V156L29 157V155H28V157H27L26 153H28V151H29V153H33V152H31V151H36L35 153H37V152H38V149H39V150L42 149V148H43V144H46V143H47V142H46V141H47L46 139H48V138L50 139V137L52 136V135H51V136L48 135V134H49L48 131L51 132L50 130L53 129L51 124L54 123L53 125L56 126V123H59V118H60V117L57 116L56 118H58V119L55 118V119L57 120V122L55 123L56 120H54L53 117H52L53 119L50 118L51 121H49L50 119H48V118H49ZM81 116H82V117H81ZM130 116H132V119L130 118ZM133 116H134V117H133ZM146 116H148L150 119H148V117H146ZM152 116H153V117H152ZM177 116H179V117L177 118ZM38 117H39V116H38ZM92 117H89V118H88V115L86 116V118L90 119V120L93 122ZM139 117L142 118V119L144 118V119H143V122H142V120H141V121L139 120V119H140ZM158 117H159L160 119H159ZM180 117H182V118L179 119ZM86 118H85V119H86ZM93 118H94V117H93ZM112 118H113V120H112ZM117 118L119 119V122L117 121V120H118ZM135 118H138V120L136 121ZM173 118H174V119H178L179 122H178L177 120H174ZM47 119H48V120H47ZM115 119H116V122H118V124L115 122ZM121 119H122V123H123V120H124V125H125V123H126L127 121H128V123H130L131 120H133V121L135 120V121H134L135 123L138 122V121H140L139 123L141 124V122H142V124H141V126H138V125H140L139 123H137V124H138V125H137V124H135V123H133V122L131 121V123H130L131 125H130V124H127V125L124 126V125L120 122ZM162 119L164 120V122H163L164 125H163V123H162V121H163ZM182 119H183V120H182ZM189 119H191V121H189ZM46 120H47V122H49V123H47ZM53 120H54V122H53ZM145 120H146V121H145ZM147 120H150V121H147ZM180 120H181V122H180ZM144 121H145V122H144ZM159 121H160L162 124H161ZM165 121H166L167 123H166ZM175 121H176V122H175ZM182 121H183V122H182ZM185 121H186V122H185ZM35 122H36V123H35ZM44 122L47 123V124L45 125V126H48V129L46 128L47 131L45 130V126L43 125V124H45ZM147 122H150V123H147ZM170 122H171V123H170ZM177 122H178V123H177ZM184 122L187 123V125H186ZM190 122H191V124H189ZM192 122H194V124H195V122H197V123L195 124V125L197 126V127H196V130H195V128H194L195 125H193ZM40 123H41V122H40ZM102 123L108 124V125H107V126H108V130H110V129L113 128V126H114V128H113V129H115L114 131H117L118 129H119V130L122 129V132H123V129H124L125 127H127V128L124 129V131H125V132H124L125 135H123L124 133H121V131H119L118 133L116 132L117 134H115V135H119V134L121 133L120 136L123 135L125 138L122 136L121 138H118L119 141H118V139H117L118 142L115 141V140H114V139H115L114 137H117V136H113V133H114V132H113L112 134L109 133L110 131L112 132L113 129H111L110 131H108L107 129H105V128H107V126H105V124H102ZM110 123L112 124V126H110V125H111ZM120 123H121L122 125H121ZM144 123H145V124H144ZM159 123H160V124H159ZM173 123H175L176 125H173ZM182 123H183V124H182ZM23 124H24V125H23ZM48 124L51 126L52 129L49 128V125H48ZM101 124L104 125L105 127L102 126ZM116 124H117L118 126H120V128H118V126H117ZM119 124H120V125H119ZM133 124H134V125H133ZM143 124H144V125H143ZM148 124H150V125H148ZM178 124L180 125L179 127H178ZM35 125H36V126H35ZM57 125H58V124H57ZM128 125H129L130 127L132 126L131 128H132V130H133V131H132L133 133H132L131 131H129V130H131V128H130ZM136 125L138 126L137 128L135 127ZM161 125H162V126H161ZM183 125H184V126H183ZM188 125H189V127H187ZM190 125H191V126L193 125L192 128H191ZM2 126H4V127L7 126V127L10 129V131H11L12 128H13L12 126H14L13 129H15L16 131H15V130H12V131H13V133H12V132L9 131V129H8V130H7V129H4V127H2ZM33 126H34V127H33ZM39 126H40V127H39ZM43 126H44V127H43ZM55 126H53V127H55ZM100 126H102L101 128H103V127H104V128L101 130V129H99ZM109 126H110L111 128H110ZM122 126H123V128H121ZM145 126H146V127L148 126L149 131H150V129H151V131H152L153 133H152L151 131L149 132L148 130L145 131V130L147 129ZM149 126H151V127H149ZM176 126H177V127H176ZM181 126H182V127H181ZM22 127H20V129H21ZM35 127H36V128H35ZM115 127H117V130H116ZM152 127H153V128H152ZM186 127H187V128H186ZM23 128H22V130H23ZM37 128H38V132H37V130H36ZM42 128H44V129H42ZM109 128H110V129H109ZM128 128H130V129H128ZM133 128H134V129H133ZM135 128H136V129H138V128L141 129V128H142L141 130H142L143 132H141L139 129H138L139 131H137ZM144 128H145V129H144ZM158 128H157V129H158ZM178 128H179V130H178ZM184 128H186V129H184ZM188 128H189V129H188ZM197 128H198V129H197ZM39 129H40L41 131L43 130V131H42V132H43V134H42V138H41V134L39 135ZM49 129H50V130H49ZM190 129H191V130H190ZM6 130H7V135H6V132H5ZM22 130H21V131H22ZM44 130H45V131H44ZM105 130H107L108 132H107V131L105 132ZM127 130H128V131H127ZM135 130L137 131V133H136ZM155 130H156V129H155ZM19 131H20V130H19ZM21 131H20V132H21ZM41 131H40V132H41ZM126 131H127V132H126ZM203 131H205V132H203ZM4 132H5V133H4ZM9 132H10V134H8ZM20 132H19V133H20ZM42 132H41V133H42ZM44 132L47 133L46 135H47L48 137H47V136H45V137L43 136V135H45ZM93 132H94V133H93ZM95 132H97V133H95ZM130 132L132 133V135H131V136H132L131 139H132V138L134 137V135H135L136 138H133L132 140H134V139L137 140V141H136L137 143H138V141H139V143H138V145L140 144L139 146L135 143V140L132 141V140L130 139V136H128L129 138L126 137L128 133H129L128 135L131 134ZM134 132L138 135V138H137L136 134H134ZM139 132L141 133L140 136H139V134H140ZM145 132H147L146 134H149L150 137H149L148 135H145V136H144ZM148 132H149V133H148ZM158 132H159V131H158ZM177 132H176V133H177ZM180 132H179V133H180ZM199 132H202V133H199ZM15 133H16V134H15ZM51 133H52V132H51ZM106 133H108L107 135L111 134V135L113 136V138H112L111 135H109V136L106 137ZM126 133H127V134H126ZM142 133H143V134H142ZM151 133H152V135L154 134V136H152ZM183 133H182V134L180 133V134L182 135V138H183V140H182L181 143H182V145H185V143H186V145H185L186 148H184L183 150H181V149L183 148V146H182L181 149L177 151L178 153L175 154V155L177 156V157H175V160H176V158H178V157L180 156V154H181V153H179V151H180V152L182 151V153H183V152H186L185 149H189V150H187V151H188V152H187V153H188L187 156H186V153L181 154V155H183V156L185 155L184 157H185V158L188 157L189 159H188V158H187V159H184L185 162H183V160L181 161V159H183V156H181V157H182V158L180 157L181 159L178 158V160H176V162H177V161H181V162H180L181 165H182V163H186V160H187V163H189L191 166L193 165V166H192V168H193L192 170H191V166H190V170H191V171L188 172L189 174L186 176L187 179H185L186 177H183V180L181 179V180H182V183H181L182 188L188 183V181H189V183L191 182L190 184H193V185H190V184H189L190 187L188 188L189 185L187 184V186H185L184 189L181 188V185L178 186V187H179L178 189L182 190V191H181L182 193L180 192L181 194H184V193H185V194H188L189 191H190V188H192L194 191H196V190L199 188V186H198V184H197V182H198L199 180L207 181V180H210L209 178L212 179V177H214V176H213V175H210V173H209V174L207 175V176H208V178H207L206 175H204L203 173H201L202 170H198V169H200L199 167L201 166V163L199 162V160L194 159V157H192V158L189 157V154H190V156H192V154H191L189 151L192 150V148H193V150L196 149V147L193 146L192 148H190L191 145H190V142H188V141H189V140H188L189 138H188V137L185 138V136H186L187 133H186V134H183ZM203 133H204V135H203ZM207 133H208V132H207ZM11 134H13L14 136L11 135ZM95 134H96V135H95ZM199 134H201L202 138H201V136H200ZM4 135H5V136H4ZM29 135H31V136H29ZM34 135H35V136H38V137L40 136L38 139L41 140V142H40L39 140H37V141H39V143H41L42 147H41V145H40L39 143H37V141H36L37 137H36V139L33 138ZM93 135H94V136H93ZM142 135H143V136H142ZM155 135H156V136H155ZM198 135H199V138H197ZM207 135H208V134H207ZM20 136H19V137H20ZM28 136H29V137H28ZM35 136H34V137H35ZM120 136H119V137H120ZM146 136H147V138H146ZM151 136H152L153 139H151ZM183 136H184V137H183ZM19 137H18L17 141L20 140ZM30 137H31V139H30ZM43 137H44V138H43ZM52 137H53V136H52ZM103 137H105V141L109 140V141H107V142H109V143L112 142V141L114 140V141H113V145L116 144V143H118V144H116L115 146H113V145H111V144L109 145L107 142L105 143V141L102 139ZM139 137H140V138H139ZM141 137H142V138H141ZM144 137H145V138H144ZM148 137L150 138V140H151V142H152L153 144L150 143V140H148V139H149ZM154 137H155V138H154ZM32 138H33V139H32ZM45 138H46V139H45ZM106 138H107V140H106ZM110 138L113 139V140H111ZM143 138L145 139V141L143 140ZM157 138H160V140H159V139H158L159 141L156 140ZM205 138H206V139H204L205 141L203 140V141H204V143H203L204 145H203V146L206 147V146L209 145V147H211L210 150H212V151H213L214 147H212V146H210V145H214V146H216V143L219 144V142H220V141H215V140H213V141H215V143H213V142L209 139L208 136L205 137ZM7 139H8V140H7ZM24 139H25V140H24ZM26 139H29V145H28V140H26ZM44 139H45L46 141H43ZM49 139H48V140H49ZM122 139H123V140L128 139V140H127V141H126V140L123 141ZM138 139H139V140H138ZM22 140H23V142H22ZM32 140H35V141H36L35 146L38 147V145H39L40 147L36 148V147L34 146V147L36 148V149H34V148L30 145L31 142H34V141H32ZM120 140H121V141H120ZM141 140H142V141H141ZM146 140H148L147 143H146ZM184 140H185V141H184ZM187 140H188V141H187ZM206 140H207V141H206ZM24 141H26L27 143L24 142ZM97 141H99L100 143L97 142ZM103 141H104V142H103ZM122 141H123V143H122ZM143 141H144V142H143ZM156 141H158L160 145L158 144V142L156 143ZM186 141H187L188 143H187ZM200 141H201V142H200ZM210 141H211V143H210ZM42 142H43V143H42ZM124 142H125L126 144H128L127 142H129V143H130V142H133V144H135V145H133V144H131V143L128 144V145H126ZM142 142H143V143H146V144L148 145V148L146 147L147 145H146V146H145V144L143 145ZM183 142H184V143H183ZM24 143H26L27 145L24 146V145H25ZM121 143H122V144H121ZM148 143H150L151 145L148 144ZM2 144H3V145H2ZM33 144H34V143H33ZM36 144H38V145H36ZM99 144H101V146H100ZM106 144H107V145H106ZM141 144H142V145H141ZM187 144H188V145H187ZM233 144H234V145L231 146V147H233V148H232V154H233V149H236V148H237V150L239 149V148L236 146V145H238L239 143H238V144H237V143H236V144L233 143ZM98 145H99V146H98ZM123 145H125V146L123 147ZM129 145H131V146H129ZM189 145H190V146H189ZM2 146H3V147L5 146V147L2 148ZM6 146H7V147H6ZM18 146H19L20 150H19ZM23 146H24L25 148H27L28 146H30V148L32 147V149H34V150L31 149V151H30V149H29V147H28V148H27L28 150L26 149V151H27V152H26V151H25V148H24ZM96 146H95V147H96ZM111 146H112V148H113V151H112ZM116 146L118 147V150H117ZM119 146H120V147L122 146L124 149H126V146H127V149H126V150H127L128 152H127V151H126V152L129 153V154H130L132 151H134V150H139L141 146H143V147H142L143 149H144V148H147V149H146V150H145V149H144V150L140 149V150H139V151H141L140 154H139V151H134V154H133V152H132V153H131L132 155H129V154L127 155L126 152H125V150L121 147L122 150H123V152H124V154L120 152V153H121V156H118V155H120L118 152H119V150L121 149ZM136 146H138V149L135 148ZM203 146H201V147L203 148ZM234 146H235V147H234ZM238 146H239V145H238ZM14 147H15V148H14ZM104 147L107 148V149H109V147H110V148H111V149H110L111 152L108 150L109 153H107L108 151H105L106 149H105ZM114 147H115L116 149H115ZM129 147H132V148L130 149ZM149 147H150L152 153L149 152V151H150V150H149ZM187 147H188V148H187ZM201 147H200V148H201ZM1 148L4 149V151H3ZM7 148H9V149H7ZM101 148H102V149H101ZM128 148H129V149H128ZM16 149H17V151H16ZM99 149H98V152H99ZM14 150H15V151H14ZM22 150H23L24 152H23ZM114 150H115V151L117 150V152L114 153L115 155H111V154H113L112 152H115ZM122 150H120V151H122ZM129 150H130V152H129ZM5 151H7V153H6ZM20 151H21L22 153H25V152H26V153H25V154H22V153H20ZM79 151H80V150H79ZM144 151H145V152H144ZM146 151H148V152H147L148 154L146 153ZM9 152L12 153V154H10ZM135 152H136V153H135ZM137 152H138V153H137ZM143 152H144L145 154H144ZM153 152H154V153H153ZM192 152H194V151H192ZM213 152H214V151H213ZM235 152H237V151L234 150V153H235ZM15 153H16V155L13 156V154H15ZM19 153H20V155H18ZM29 153H28V154H29ZM155 153H156V157L158 156V161H157V159H154V158H155ZM215 153H216V151H215ZM8 154H9L10 156H7ZM33 154H34V153H33ZM116 154H117V155H116ZM135 154H136V156H135ZM146 154H147V155H146ZM149 154H150V155H149ZM152 154H153V155H152ZM22 155H23V157H22ZM30 155H32V154H30ZM107 155H106V156H107ZM109 155H110V156H109ZM123 155H124V157H123ZM133 155H134V157H133ZM137 155H138V156L141 155V156L138 158ZM142 155H145V158L142 157ZM148 155H149V156H148ZM151 155H152L153 157H152ZM17 156H19V157H17ZM20 156H21L22 159L20 158ZM25 156H26V158H25ZM111 156H112V157H111ZM115 156H117L118 158L115 157ZM146 156H148L149 159H148V157H146ZM150 156H151V157H150ZM230 156H231V155H230ZM0 157H1V156H0ZM4 157H5V158H4ZM7 157H12V158L16 157L17 159L14 158V161L16 160V163H17V164H16L14 161H12V160L9 161L10 159L7 160ZM114 157H115V158H114ZM120 157L123 159V161L125 160V161H124L125 163L122 161V159H121ZM125 157H126L127 159H126ZM128 157H129V158H128ZM132 157H133V158H132ZM141 157L144 159V161H143V159H141ZM12 158H11V159H12ZM28 158H29V159H28ZM75 158H76V160H75ZM116 158H117L119 161H118ZM119 158H120L121 160H120ZM130 158L132 159V161H133L134 159L138 158V159H136V160H139V159H140L141 161H143L142 163L145 164V165L140 164V161H139V164H138V162L134 161V162L137 163V164H135L134 162L130 161V160H131ZM151 158H152V159H151ZM190 158H191V159H190ZM4 159H5V161H6L7 164H8V161H9V162H11L10 164H13L16 168H15L13 165H11V166H13V167H12V171L10 170L11 168H10L9 170H7L6 168H7L8 165H10V164H8L7 167H5L6 164L4 165V163H5ZM23 159H24V161L27 159V160H26L27 162H28V160H29V164H30V165H29L26 161H25V163H23V162H24V161L22 162ZM111 159H113V165H112V161H111ZM128 159H130V160H128ZM20 160H21V161H20ZM71 160H72V161H71ZM102 160H103V159H102ZM109 160H110V161H109ZM126 160H128V161H126ZM146 160H148V161H147L148 163L146 162ZM150 160L155 161V162H157V163L152 162V161H150ZM190 160H191L193 163H192ZM70 161H71V162H70ZM105 161H106V162H105ZM114 161H118L120 164L123 162L125 165H123V164L120 165L118 162H114ZM120 161H121V162H120ZM159 161H160V164H159ZM162 161H163V162H162ZM3 162H4V163H3ZM18 162H19V163L21 162L23 165H21V163L18 164ZM126 162H128V164H129V165H132V166H129V165L127 166ZM144 162H145V163H144ZM196 162L199 163L200 165L197 164ZM14 163H15V164H14ZM26 163H27V164H26ZM73 163H74V165H72ZM115 163H116V164H115ZM130 163H132V164H130ZM146 163H147L148 165H147ZM149 163H150V164H151V163H155V165H157V164H158V165L155 166L154 164H151V166H153V167H151V166H149ZM180 163L178 162L177 164L180 165ZM191 163H192V164H191ZM68 164H69V165H68ZM78 164H79V166H78ZM87 164H88V163H87ZM117 164H118L119 166H122V165H123V166L121 167V171H122L123 169H125V170H126V173H122V172H124V171L121 172L120 169L118 168ZM133 164H135V165H133ZM20 165H21V167H20ZM24 165H26L27 167H28V165H29L30 168H29V167L27 168V167L24 166ZM114 165H115V167H114ZM136 165H137V168H138V166H140V169L138 168V172H137ZM141 165H142V167H141ZM3 166H4V168L8 171L7 173L9 174V176H13V177H10V179L13 178L14 181H13V180L8 181L9 176L6 178V176L8 175V174H6V172H5L6 170H5V171L1 170V168H2ZM11 166H10V167H11ZM35 166H36V165H35ZM73 166H74V167H73ZM75 166H76V167H75ZM133 166H134L135 168H134ZM143 166H144V167H143ZM198 166H199V167H198ZM24 167L27 168V169H24ZM79 167H80V168H79ZM126 167H127V169H126ZM154 167H155V169H154ZM194 167H197V169L194 168ZM4 168H2V169H4ZM78 168H79V169H78ZM117 168H118V169H117ZM122 168H123V169H122ZM131 168H132V169L134 168V170L132 171ZM150 168H151V170H150ZM188 168H189V167H188ZM31 169H32L33 171H34V169H35V172L33 173V171H31ZM74 169H75V170H74ZM104 169H105V170H104ZM116 169H117V170H116ZM195 169H196V170H195ZM13 170H14V172H16V173L19 174V175H17V174H14V175H13V173H14ZM20 170H21V171H20ZM25 170H26L27 172L29 171L28 173H29L30 175H29ZM81 170H82V171H81ZM118 170H119L120 172H119ZM139 170H141V171L143 170V172H141V171L139 172ZM188 170H189V169H188ZM9 171H11V174H10ZM24 171H25V172H24ZM46 171H48V173L50 172L51 174H50V173L48 174ZM74 171H75V172H74ZM78 171H79V172H78ZM104 171H105V172H104ZM193 171H194V173L196 174V175H194V173H193V176H194L195 180H193L194 178H193L192 173H191V172H193ZM199 171H200V172H199ZM23 172H24V173H23ZM30 172H31V173H30ZM37 172H38V177H40V178H37V177H36ZM110 172H111V173H110ZM131 172H130V174H131ZM197 172H198V175H197ZM3 173H4L6 176H4ZM25 173H26L27 175H25ZM39 173L41 174L40 176H39ZM44 173H46V175H48V176L50 175L51 177H50V176L48 177V176L44 175ZM190 173H191V174H190ZM200 173H201V174H200ZM20 174H23V175L20 176ZM31 174H35V176L33 175L35 178L32 177ZM59 174H61V175L59 176ZM110 174H111V175H110ZM202 174H203L204 176H203ZM43 175H44V176H43ZM135 175H136V174H135ZM189 175H190L191 178L188 177ZM209 175H210V176H209ZM14 176H15L17 179H16ZM18 176H19L20 178H19ZM25 176H26V179H25L26 181L24 180V178H22V177H25ZM30 176H31L33 182H32V180H31V178H28V177H30ZM41 176L44 177V178L46 177L45 180H47V182H46L45 180L43 181L44 178H42ZM61 176H62L63 180H62ZM63 176H64L66 179H65ZM200 176H202V177H200ZM47 177H48V178H47ZM196 177H198V178L200 177L199 180H197L198 178H196ZM204 177L207 178V179H205ZM14 178H15V179H14ZM18 178H19V179H18ZM33 178H34V179H33ZM59 178H60V179H59ZM188 178H190V179L188 180ZM201 178H202V179H201ZM35 179H36V180H35ZM40 179H41V180H40ZM64 179H65V180H64ZM204 179H205V180H204ZM19 180L22 181L23 183L20 182ZM29 180H30V181H29ZM37 180H38V181H37ZM50 180H52L53 182L50 181ZM190 180H191V181H190ZM7 181H8V182H7ZM15 181H16V182L19 181V182H18V183H15ZM24 181H25L26 184L24 183ZM34 181H35L37 184H36ZM39 181H40V182H39ZM54 181H55V182H54ZM57 181H58V182H57ZM184 181H185V182L187 181V183L184 184ZM192 181H194L195 184H194ZM12 182H13V184H15V185L13 186L14 188L12 187V185H13ZM27 182H28V183H27ZM30 182H32V183H30ZM41 182H43V183H41ZM59 182H60V183H59ZM180 182H181V181H180ZM199 182H201V181H199ZM199 182H198V183H199ZM29 183H30V184H29ZM207 183H208V181H207ZM17 184L20 185L21 188H20ZM40 184H41V185H40ZM46 184H47V185L49 184L47 188H45V187H46ZM196 184H197V186H196ZM6 185H7V186L9 185L10 191H11L12 188H13V190L11 191V192L13 193V195H12V193L8 190V187H6ZM22 185H23V186H22ZM24 185H26V186L29 185V186H27L28 188H23V187H26V186H24ZM32 185H33V186H32ZM36 185H38V186H36ZM39 185H40L41 188L39 187ZM44 185H45V187H44ZM194 185L196 186L197 189L195 188ZM199 185H200V184H199ZM30 186H31L32 188H31ZM76 186H77V187H76ZM191 186H192V187H191ZM193 186H194V188H193ZM2 187H0V189H1ZM16 187H17V188H16ZM34 187H36V189H35ZM83 187H84L85 189H83ZM22 188H23L24 190H22ZM30 188H31V190L33 189L32 192H33L34 190H35V191H34L33 193H28V192H31ZM37 188H38V189H37ZM54 188H55V189H54ZM79 188H82L83 191H81L82 189L80 190ZM186 188H188L189 191H186V192H185ZM15 189H17L16 191H18V192H16ZM27 189H28V190H27ZM42 189H43V190H42ZM77 189L80 190V192H79ZM178 189H177V190L174 189V190H175L176 192H178V191H180V190H178ZM1 190H2V189H1ZM7 190H8L9 193L12 195V198H11V199L14 198V200L11 201V199H10V196H11V195H9V193H8ZM29 190H30V191H29ZM46 190H47V191H46ZM85 190H86V191H85ZM193 190H191V191H192V192L190 191L191 194L189 193L190 195H189V194H188V195L192 197L191 199H193V197H195V198H196V203H195V201H193V200H195V199L190 200V201H191V202H190V201H189L190 197H189L188 195H184V196H186V197H184L183 200H184V199H185L184 201H187V200H188L187 203L190 202L189 205L187 204V209H188V206L190 207L191 204H192L193 206H195V207H194V211H192V210H193V208H192L193 206H192V205H191V207H190V209H191V208H192V209H191V210L188 209V211L185 210L186 208L183 209V207H179V206H182V203H181V205H179V204H180V203H179L180 200L177 199V203H178V205H177V203H176V199H175L176 197H175V195H174L175 193H173V192H172V193H173V196H174L175 198L172 196V197L174 198V199H172V197H170L171 195H170L169 197H170V200H171V201H173V200H174V201H173V202H171L170 200L168 201V198H167V200H166L167 202H165V203H167V204H166L167 206H169V205H173V206H174V207L171 206L172 208H169V207H168L169 210L171 209L170 212H174L176 209H177V210H176L175 212H177V211L179 210V208H182V209H183L185 212H187V213H185V212H183V211H181V213H185V214H187V215H188V213H189V216H188V217H187V215L185 216V214H184L185 219H186V220H185V219H182V220H184V224H186V223L188 222V220L192 217V220L190 219V220H189V223L186 224L187 226L185 225L186 227L184 226V227L182 228L181 231H183V232H180V231H179V230L181 229V227H182L181 225H184V224H181V223L183 222L182 220H181V221H182V222H181L180 219H178V221H180L181 223L176 221L177 224H174L175 227H176V225H178V224L180 225V224H181L180 226L178 225L180 228H177L178 231H176L177 234H180V236H179V235H177L178 237L175 236L178 240H180V239L183 240V239L185 238V236H188V237L185 238V240H188V239L190 238V235L192 236L194 233H195V234H196V233H197V234H200L198 231H201V233H202L203 230H201L200 227L203 228V227H202V224H203V222H204L203 219H205L206 216L209 217V216L211 215V214H210V213H211L210 211H212V215L217 211V210H215V207L217 206V202H218V203H222V201L220 200V198L217 199V200H220L221 202H219V201H212V203H210L211 200H212L213 198L216 197V194H215V196L213 195V193H216V192H212V197L210 196V199H211V200H210V199H208V198H209L208 195H211V194H207L208 197L205 196L206 198H204L203 195H202L201 193H199V194H200V195H199L198 192H194ZM5 191H6V192H5ZM43 191H44V192H43ZM76 191H77V192H76ZM109 191H110V190H109ZM197 191H199V190H197ZM3 192H5V193H3ZM15 192H16V194H15ZM23 192H24V194H22ZM35 192H36L37 194H40V192H41V194H43L44 196H42V198H41V196H39V195H37V194H34ZM78 192H79V193L82 192V193L79 194ZM187 192H188V193H187ZM199 192H200V191H199ZM18 193H19V194H18ZM20 193H21L23 196L20 195ZM25 193H27V194H25ZM44 193H45V194H44ZM51 193H53V196H52ZM54 193H55L56 195H55ZM59 193H60V195H59ZM68 193H69V194H68ZM195 193H197V195H195ZM2 194H3V195L5 194V195L3 196ZM41 194H40V195H41ZM48 194H49V195H48ZM192 194H194L195 196L192 195ZM19 195H20V196H19ZM30 195H31V197H30ZM47 195H48V197H47ZM57 195H58V196H57ZM198 195H199L202 199H201ZM5 196H7V197L9 196V197L7 198V197H5ZM14 196H16V197H14ZM24 196H25V197H24ZM36 196H37V197H36ZM54 196H55V197H54ZM95 196H96V197H95ZM17 197H18V198H17ZM20 197H21V198H20ZM26 197L28 198L27 200L30 199V202H29V203H27L28 201L25 200ZM34 197H35V201L38 200L37 202L34 201ZM44 197L47 198V199H49V197H50L51 200L49 199V201H48V200L46 201V199H44ZM83 197H84V198H83ZM92 197H93V198H92ZM187 197H188V198H187ZM32 198H33V201H32ZM36 198H37V199H36ZM111 198H112V199H111ZM178 198H179V197H178ZM186 198H187V199H186ZM199 198H200V199H199ZM17 199H19V200H17ZM23 199H24L25 202L27 201L26 204H28V205L25 204V202L23 201ZM39 199H40L41 201H40ZM42 199H43V200H42ZM86 199H87V200H86ZM91 199H92V200H91ZM206 199H207V200H206ZM52 200H53V201H52ZM59 200H60V201H59ZM65 200H66V201H65ZM68 200H69V201H68ZM80 200H81V201H80ZM93 200H94V201H93ZM202 200H203V201L206 200V201H208L209 203L206 204V203H207L206 201H204L203 203H201ZM21 201H23V202H21ZM31 201H32V205H31ZM42 201H43V202H42ZM50 201H52V202H50ZM97 201H98V202H97ZM110 201H111V202H110ZM192 201H193L194 203H192ZM5 202H6V203H5ZM34 202H35V203H34ZM48 202H50V206H48V205H49ZM59 202H60V203H59ZM81 202H82V203H81ZM105 202H106V203H105ZM197 202H199L200 205H199ZM214 202H216V204H215ZM2 203H3V204H2ZM9 203H14V204H11V208H10L9 210H6V209L8 208V206H10ZM22 203H23V205H22ZM37 203H38V204H37ZM41 203H42V204H41ZM44 203H45V206H44ZM83 203H85V204L83 205ZM104 203H105V204H104ZM175 203H176V205H174ZM204 203H205V204H204ZM5 204H6V206H5ZM8 204H9V205H8ZM15 204H18V205H16V208L19 207L20 209L25 205L24 208H22L23 211H21L22 209L20 210L19 208H18V210H15V212L20 211V215H21V217H19V215H18V219H16L17 217L15 218V216H16V214H18V212H17L16 214H14V211H13L14 209H16V208H15ZM35 204H36V205H35ZM51 204H52V205H51ZM54 204H55V205H54ZM88 204H89V205H88ZM109 204H110V205H109ZM168 204H169V205H168ZM197 204L199 205V208H198ZM203 204H204L205 206H204ZM209 204H210L211 206H210ZM212 204H213V205H212ZM214 204H215V205H214ZM3 205H4V206H3ZM12 205H13L14 207H13ZM19 205H20L21 207H20ZM38 205H40V206H38ZM82 205H83V206H82ZM85 205H86V206H85ZM91 205H92V206H91ZM105 205H106V206H105ZM201 205L204 207V209H201V210H200ZM208 205H209V206H208ZM31 206H34V208L31 209V208H32ZM35 206H37V207H35ZM41 206H42V207L44 206V207H46V208L49 207V209H45V208L43 209ZM76 206H77V208H76ZM78 206H79V207H78ZM90 206H91V207H90ZM107 206H108V207H107ZM112 206H113V205H112ZM176 206H178L179 208H177ZM212 206H215V207L211 208ZM25 207H26V208H25ZM27 207H28L29 209H28ZM30 207H31V208H30ZM51 207H52V208H51ZM83 207H84V208H83ZM106 207H107V208H106ZM196 207H197V208H196ZM203 207H202V208H203ZM206 207H208V208H206ZM66 208H67L68 210H67ZM80 208H81V209H80ZM86 208H87V209H86ZM94 208H96V209H94ZM209 208H210L211 210H210ZM11 209H13L11 212H12V214H14L15 216L12 215V214H10L11 212H10V213L8 212V211H10ZM25 209H26V210H25ZM38 209H39V210H38ZM89 209H90V210H89ZM101 209H102V210H101ZM103 209H104V210H103ZM105 209H106V210L109 209V210L106 211ZM110 209H111L112 211H111ZM172 209H173V210L175 209V210L173 211ZM195 209H196V210L198 209V210H197L198 213H197V211H196ZM212 209H213V210H212ZM5 210H6L7 213H9L11 216L8 215V214L6 213ZM24 210H25L26 212H25ZM28 210H29V211H28ZM35 210H36V211H39L40 213L36 212ZM75 210H77V211H75ZM84 210H86L87 213H86V211H84ZM180 210H181V209H180ZM202 210H203V211H202ZM204 210H205V212H204ZM207 210H209V212H210L209 215H207V214H208V211H207ZM214 210H215V212H214ZM74 211H75V212H74ZM109 211H110V212H109ZM190 211H191V212H190ZM201 211H202V212H201ZM22 212H24V213H22ZM101 212H102V213H101ZM175 212L173 213L174 215H176ZM178 212H179V211H178ZM178 212H177V213H178ZM192 212H193L194 214H193ZM206 212H207V213H206ZM21 213L25 216V218L23 217V215H22ZM25 213H26V214H25ZM29 213H30V215H32V216H28ZM31 213H33V214H31ZM34 213H35V215H36L37 217H39V219H36V220H35V218H34V217H35V216H34ZM64 213H65V214H64ZM69 213H70V214H69ZM84 213H85V214H84ZM92 213H93V214H92ZM111 213H112V214H111ZM191 213H192V216H190ZM200 213L203 214V216H202ZM27 214H28V215H27ZM38 214H39V215H38ZM40 214H42V215H40ZM43 214H45V215L43 216ZM60 214H61V216L59 217ZM87 214H88V215H87ZM105 214H107V215H105ZM114 214H115V215H114ZM173 214H172V215H173ZM179 214H180V212H179ZM195 214H196V215H195ZM198 214H199V216H198ZM204 214H205L206 216H204ZM3 215H4V216H3ZM5 215H8L9 218H8V216L5 217ZM26 215H27V217H26ZM46 215H47V216H46ZM62 215H63V216H62ZM76 215H77V216H76ZM80 215H81V216H80ZM127 215H129V213H128V214L126 213V216H127ZM174 215H173V216H174ZM177 215H178V214H177ZM194 215H195V216H194ZM33 216H34V217H33ZM40 216H41V218H40ZM49 216H50V217H49ZM69 216H70V217H69ZM79 216H80V217H79ZM100 216H101V218H100ZM193 216L195 217V219H193V218H194ZM196 216L199 217L198 219L202 220V221H201L202 223L200 222V220L197 219ZM32 217H33V218H32ZM37 217H36V218H37ZM111 217H113V218H111ZM174 217H176V216H174ZM11 218H12V219H11ZM20 218H21V220H19ZM22 218H24V220H23ZM95 218L97 219V221H96ZM102 218H103V219H102ZM183 218H184V217H183ZM15 219L17 220V222H20V223L22 222V223H21V224H20V223H19V224L16 223ZM32 219H33V220H32ZM41 219H42V220H41ZM43 219H44V220H43ZM52 219H53V220H52ZM58 219H59V220H58ZM73 219H75L76 221L73 220ZM110 219H111V220H112V219L115 220V221L112 220V222H113V226L111 225L112 223H111V220H110ZM126 219L128 220V217H126ZM129 219H130V218H129ZM11 220H12L13 222H12ZM18 220H19V221H18ZM37 220H38V221H37ZM86 220H88V222H87ZM102 220H104V221H102ZM107 220H109V221L107 222ZM29 221H30V224L28 223ZM36 221H37V222H36ZM39 221H41L42 223H40ZM47 221H48V222H47ZM50 221H51V222H50ZM89 221H90V222H89ZM125 221H126V222H125ZM186 221H187V222H186ZM6 222H7V223H6ZM9 222H10V223H9ZM14 222H15V223H14ZM23 222H24L25 225L23 224ZM81 222H82V223H81ZM106 222H107V223H106ZM114 222H115V224H114ZM120 222H121V226L118 225V224H120ZM192 222H193V223H192ZM194 222H198V223H197V224H198L197 228H196V225H197L196 223H195L196 225H195V227H194ZM199 222H200V223H199ZM38 223H39V225H40L39 227H38ZM47 223H48V224H47ZM79 223H80V224H79ZM84 223H85V224H84ZM109 223H110V224H109ZM117 223H118V224H117ZM138 223H139V222H138ZM6 224H7V225H6ZM9 224H10V225H9ZM12 224L14 225V227H13ZM43 224H44V225H43ZM51 224H52V225H51ZM116 224H117L118 226H117ZM189 224H190V225H189ZM11 225H12V226H11ZM16 225H17V226H16ZM18 225H20V227H19ZM23 225L26 226V227L23 228V227H22ZM28 225H29V226H28ZM50 225H51V226H50ZM74 225H75V226H74ZM107 225H108V226H107ZM126 225H127V226H126ZM134 225H133V226H134ZM200 225H201V226H200ZM4 226H5V227H4ZM110 226H111V227H110ZM115 226H116V227H115ZM122 226H123V227H122ZM178 226H177V227H178ZM192 226H193L194 229L191 228ZM7 227H9L10 229L8 230ZM12 227H13L14 229H13ZM29 227H30V228H29ZM34 227H35L36 229H35ZM44 227H46V228L44 229ZM50 227H51V229H50ZM105 227H106V228H105ZM113 227H114V228H113ZM118 227H119V228H118ZM121 227H122V229H121ZM154 227H155V226H154ZM198 227H199V228H198ZM20 228H21V230H20ZM22 228H23L24 230H23ZM26 228H27V229H26ZM133 228H135L136 234H135V236H134L133 238L130 239V241L132 240L130 243H128V244H121V243L119 242L120 240L117 241L116 237H118V239H119L121 236H123V237L126 236V234H127L130 230H132ZM139 228H140V231L138 230ZM186 228H187V229H186ZM188 228H189V230H188ZM15 229H16V230H15ZM31 229H32V230H31ZM48 229H49V231L47 232ZM59 229H60V230H59ZM86 229H87V230H86ZM118 229H119V230H118ZM120 229H121V230H120ZM146 229H147V228H146ZM152 229H153V228H152ZM183 229H184V230L186 229V230H185L186 232H184ZM191 229H192V230H191ZM196 229H197L198 231H196ZM199 229H200V230H199ZM13 230H14L15 232H14ZM17 230H18V231H17ZM25 230H26V232H27V231H29V232L26 233ZM79 230H81V231H79ZM82 230H83V232H84L85 234L82 232ZM111 230H112V231H111ZM149 230H150V229H149ZM193 230H195L194 233H193ZM19 231H21V232L23 233V234H20L21 236L19 235V233H20ZM53 231H55V232H53ZM69 231H70V232H69ZM118 231H120V232H118ZM154 231L156 232L155 234H156L157 237H159V234H162V236H163V232H162L161 230L157 229V226H156V228H155ZM157 231H159V232H157ZM160 231H161V233H160ZM61 232H62V233H61ZM65 232H66V233H65ZM92 232H94L95 234L92 233ZM112 232H114V233H112ZM151 232H153V231L151 230ZM176 232H175V235H176ZM179 232H180V233H179ZM187 232H188V234H187ZM189 232H190V233L192 232V233L190 234ZM2 233H3V234H2ZM15 233H16V235H15ZM33 233H34V234H33ZM43 233H44V234H43ZM58 233H59V234H58ZM68 233H69V234H68ZM76 233H77V234H76ZM79 233H80V234H79ZM90 233H91V234H90ZM111 233H112V234H111ZM115 233H116V234H115ZM117 233H118V235H117ZM137 233H138V234H137ZM25 234H26V235H25ZM27 234H29V235L27 236ZM38 234H39V235H38ZM61 234H62V235H61ZM66 234H67V235H66ZM78 234H79V235H78ZM96 234H97V235H96ZM114 234H115V235H114ZM119 234H120V235H119ZM14 235H15L16 237H15ZM18 235H19V236H18ZM31 235H34V236L32 237ZM36 235H38V236H36ZM53 235H54V236H53ZM73 235H75V236H73ZM93 235H94V236H93ZM181 235H182V236H181ZM183 235H184V236H183ZM22 236L24 237V239H23L22 241H21V239H20V240H19L20 242H19L18 239H19V237L21 238ZM29 236H31L32 239H31ZM35 236H36V237H35ZM41 236H42V237H41ZM45 236H46L47 238H45ZM57 236H58V237H57ZM61 236H62V237H61ZM68 236H69V237H68ZM81 236H82V237H81ZM119 236H120V237H119ZM140 236H141V237H140ZM162 236L160 235L159 238H161ZM23 237H22V238H23ZM27 237H28V239L30 238L33 242H32V241H28L29 243L26 244V242H27L26 240H28ZM52 237L55 238V239H53ZM60 237H61V239H60ZM64 237H65V239H64ZM182 237H184V238H182ZM33 238H35V239H37V240L35 241V239H33ZM73 238H75V239H73ZM76 238H77V239H76ZM80 238H81V239H80ZM82 238H83V239H82ZM84 238H85V239L87 238V240H84ZM108 238H109L110 240H109ZM146 238H147V239H146ZM179 238H180V239H179ZM30 239H29V240H30ZM45 239H46V240H45ZM56 239H57V240H56ZM70 239H71V240H70ZM89 239H90V240H89ZM95 239H96V240H95ZM143 239H145V240H143ZM12 240H13V242H12ZM53 240H54V241H53ZM59 240H60V242H61V241L63 242V243H62V242H61V243L59 242V245L62 244L61 246L58 245V242H57V241H59ZM64 240H65V242H64ZM76 240H77V241H76ZM78 240H79V241H78ZM83 240H84V241H83ZM17 241H18V242H17ZM34 241H35V242H34ZM38 241H39V242H38ZM42 241H43V242H42ZM52 241H53V242H52ZM70 241H71V242H70ZM105 241H106V242H105ZM109 241H110V242H109ZM146 241H147V243H146ZM30 242H31V243H30ZM36 242H37V244H36ZM40 242H41V243H40ZM49 242H50L51 244H50ZM77 242H79V244H78ZM80 242H81V243H80ZM97 242H98V243H97ZM43 243H44V244H43ZM48 243L50 244V246H49ZM65 243H66V244H65ZM72 243H73V244H72ZM88 243H89V245H88ZM96 243H97V244H96ZM116 243H117V244H116ZM143 243H144V244H143ZM148 243H149V244H148ZM42 244H43V245H42ZM55 244H57L56 247H55ZM114 244H115V245H114ZM129 244H130L131 246H130ZM4 245H5V246H4ZM29 245H30V246H29ZM36 245H38L39 247H38V246L36 247ZM51 245H52V246H51ZM74 245H76V246H75V249H74V247H72V246H74ZM82 245H83V246H82ZM101 245H102V246H101ZM144 245H146V246H144ZM147 245L150 247V249H149V247H147ZM3 246H4V247H3ZM33 246L36 247V248H39V249H37V251H36V249H35ZM40 246H41V247H40ZM46 246H47V247H46ZM48 246H49L51 249L53 248V250L48 249V248H49ZM69 246H70V247H69ZM85 246H86L87 248H86ZM91 246H92V248H91ZM96 246H97V248H96ZM104 246H105V247H104ZM107 246H108V247H107ZM111 246H112V247H111ZM5 247H6V248H5ZM22 247H23V248H22ZM28 247H29V248H28ZM42 247H43V248H42ZM67 247H68V249H66ZM71 247H72L73 249H72ZM79 247H81V248H79ZM88 247H89V248H88ZM102 247H103V248H102ZM128 247H130V248H129V249H125V248H128ZM145 247H146V248H145ZM18 248H19V251H16V250H18ZM21 248H22V249H21ZM32 248H34L35 251H34ZM58 248H59V249H58ZM70 248H71V249H70ZM78 248H79V250H78ZM101 248H102V250H101ZM105 248H106V249H105ZM121 248H122V249H121ZM154 248H155V251H154ZM27 249H28V250H32V251H27ZM43 249H44V252H43ZM56 249H57V250H56ZM87 249H88L89 251H88ZM97 249H98V251H97ZM156 249H157V250H156ZM23 250H24V252H22ZM41 250H42V251H41ZM50 250H51V251H50ZM63 250H64V252H63ZM81 250H82L83 252H82ZM85 250H86L87 252H85ZM100 250H101V251H100ZM158 250H159V252H158ZM26 251H27V252H26ZM52 251H54V252H52ZM57 251H59V253H56ZM60 251H61V252H60ZM72 251L75 252V253H73ZM90 251H91V252H90ZM102 251H103V252H102ZM156 251H157L158 253H157ZM30 252H31V254H32V252H35V255H33L34 253H33L32 255L29 254ZM38 252H40V253H38ZM48 252H50V254H49ZM62 252H63V253H62ZM66 252H67V253H66ZM79 252H80V253H79ZM104 252H107V253H104ZM145 252H146L147 255L144 254ZM147 252H148V253H147ZM152 252H153V253L155 252L156 254H155V253L153 254ZM160 252H161V254L159 255ZM162 252H163V253H162ZM8 253H9L10 255H9ZM24 253H25V254H24ZM26 253L29 254L30 256L27 255ZM64 253L66 254V256L68 255V257H66ZM68 253H72V254H71L72 256L69 257L70 254H68ZM86 253H87V254H86ZM121 253H122V254H121ZM123 253H124V254H123ZM2 254H3V255H2ZM4 254H5V255H4ZM6 254H7V255H6ZM13 254H14V255H13ZM23 254H24V255H27V256L23 257ZM59 254H61V255H59ZM77 254H78V256H77ZM149 254H150V255H149ZM151 254H152V255H151ZM19 255H20V256H19ZM58 255H59V256H58ZM63 255L65 256L64 259H62V257H61V256H63ZM73 255H74V256H73ZM75 255H76V256H75ZM82 255H83V256H82ZM6 256H7V257H6ZM9 256H10V257H9ZM28 256H29V259H30V260H28ZM46 256H48V257L46 258ZM80 256H81V257H80ZM123 256H121V257H123ZM155 256H157V257L160 256L161 258L159 257V259H158V258L156 259ZM11 257H13V258H11ZM15 257H16V258H15ZM18 257H20V261H19ZM21 257H23V258H21ZM44 257H45V258H44ZM59 257H60V258H59ZM75 257H76L77 260L75 259ZM77 257H78V258H77ZM92 257H93V259H91ZM121 257H120V258H121ZM142 257H143V258H142ZM5 258H6V259H5ZM9 258H10V259H9ZM89 258H90V259H89ZM94 258H95V259H94ZM16 259H18L19 262H18V261L16 262ZM21 259H22L23 262H21ZM32 259L35 260V261L33 262ZM44 259H45V260H44ZM50 259H51V260H50ZM67 259H68V260H67ZM69 259H70V260H69ZM71 259H72V260H71ZM81 259H82V261H81ZM146 259H147L148 261H147ZM191 259H192V258H191ZM4 260H6V261L4 262ZM14 260H15V261H14ZM26 260H25V261H26ZM54 260H57V261H54ZM62 260H63V261H62ZM65 260H67V261H65ZM73 260H74V261H73ZM13 261H14V262H13ZM27 261H26V262H27ZM69 261H70V263H69ZM83 261H84V262H83ZM159 261H161V262H159ZM188 261H189V260H188ZM1 262H0V264H3V263H1ZM10 262H13V263H10ZM38 262H37V263H38ZM55 262H56V263H55ZM162 262H164V263H162ZM49 263H48V264H49ZM90 263H89V264H90ZM186 263H187V262H186ZM29 264H31V262H30ZM38 264H40V262H39ZM44 264H45V263H44ZM46 264H47V262H46ZM188 264H191V263L188 262ZM192 264H193V263H192Z\"/></svg>","mask_w":264,"mask_h":264}]
</instances>
